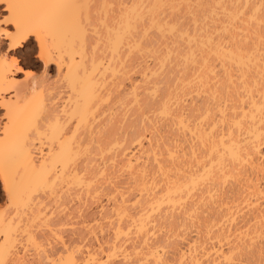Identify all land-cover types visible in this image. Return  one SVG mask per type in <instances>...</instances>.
<instances>
[{
    "label": "bare ground",
    "instance_id": "obj_1",
    "mask_svg": "<svg viewBox=\"0 0 264 264\" xmlns=\"http://www.w3.org/2000/svg\"><path fill=\"white\" fill-rule=\"evenodd\" d=\"M38 1H40V3H42L43 5H41L40 7H41V10H40V12L36 15V14H34V16L33 15H31V14H29V13H27V15L25 14V17L21 14V9H20V3L22 2V0H0V5H1V7H2V9H1V11H5V12H7V14H8V24L11 26V30H2V29H0V38H3V39H5L6 41H7V49L5 50L6 51V54L5 55H1V57H0V107H5L6 108V110L10 113V114H12V113H14V112H16V111H18V104L19 103H24V105L26 106L27 105V107L28 106H30L31 104V102H30V100H34L35 101V98H32V97H29V98H27V94H34L35 93V91H36V89H37V86H38V83H37V81L33 78L32 80H31V82L30 83H27V84H23L22 86L19 84L18 86H16L17 84H14L9 78H10V75L14 72V71H16V72H25L20 66H18L17 65V59H16V57L15 56H12V55H8L9 53H14L16 50H18V48L19 47H22L24 44H26L27 42H29V40H30V38H32L33 39V41L36 43V47L38 48V54H37V56H36V59L39 61V62H41L42 63V65H43V71L45 72V70L47 69V68H50V65H53L54 67H55V70L56 71H58L60 68H63V67H65L64 69H66V73H67V76H68V78H69V84H71V86H72V88L73 87H75L76 86V84L77 85H80V87H79V90H80V92H81V94H82V97H83V102L82 103H75L74 105H73V107H71V110L69 111V112H67V113H69V115H67L68 116V118L70 119V121H71V119H75V120H78V121H75V123H77L76 124V127L78 126V128L80 127V126H84L85 127V129H88V130H92L91 128L92 127H94V122H95V117H94V114L96 115V113H95V110L98 108V107H100V105L99 104H102V103H104V101H103V97L105 96V99L107 98H109V94L106 96V95H102L103 94V89H104V87H102L103 85H104V83L105 82H107L108 81V79L111 81V79L115 76L114 74H120V76L121 75H123L122 74V71L124 70V72L123 73H125L126 72V70H125V66L123 67V65L124 64H126V60H127V58H126V56L127 57H129L130 56V54H132V55H136V53L139 55V54H142L143 55V53H144V57L146 56V57H148V55H149V53L150 52H147L148 53V55H147V53H145L148 49H149V47H150V50L149 51H152L150 54L151 55H149V57H152L153 55L154 56H156L155 54H156V52H155V54L153 53V50L154 49H152L151 50V48H154V47H152L153 46V44H151V42L149 43L148 41H145L144 42V40H150V38H149V36H150V34L149 33H151L152 32V30H155V29H153V27L154 28H156L158 31H163V36L162 37H164V35L166 34V33H168V32H170L171 31V33H169V35H173V32L172 31H174V33H175V35L174 36H176V37H178V38H176V37H174V38H176V39H174L173 38V36L171 35V37L175 40V41H177V39H179L180 41H178L179 43L181 42V43H187L186 45H184V46H186L185 48H186V50L188 49V51H186V50H184L185 48H183V49H181V50H184L185 51V60L183 59L184 58V56H182L180 53H183V51L181 52L180 51V48H178L177 47V45H175L176 47H177V49L180 51V53L178 52V50H176L179 54H177V52L176 51H174V49H173V47H171V49H173V50H171L169 47H167L168 48V50H167V48H166V46H165V44L167 45V43H165L164 45H163V42H161L160 44L161 45H163V46H165V50L168 52L169 51V49L171 50V51H169L168 52V54L167 53H163V54H165V55H162V57H161V61L163 60L162 58H164V57H166L167 55L169 56V54L171 55V53H172V51H173V53L174 54H172V56H174L175 55V53H176V56H175V61L174 60H171V61H173V62H171L170 61V59L172 58H170V56L169 57H167L168 59H169V62H168V60H167V58H164V60H163V62L164 63H168V64H164L165 66H169V68H171V69H169V70H173V67H175L176 66V68H178L180 65L179 64H181V63H184L183 64V66L185 65V67H184V69H182L181 67H183L182 65H181V67H180V69L179 70H181L182 72H180V71H178V73H179V76H181L180 78H178V80L177 81H180V79L182 80V82H184L183 84H180V82H179V84H180V86H178V87H180V89H177V87H176V94L178 93V92H185V95H186V93L188 92V88H189V90L191 89V88H193V87H188V86H190L192 83L191 82H194V81H196V82H198V84L196 83H194L195 84V86L196 85H199L200 83L202 84V85H199V87H197V88H199V89H203L204 90V88L203 87H206V86H208L206 83H209V80H208V78L210 79L211 77H209V75H210V73L212 72L211 70H213V61H212V58H216V59H218L217 60V64H220L221 62L222 63H224V62H226L225 64H220L221 65V67H220V65H219V67L222 69V72L223 73H225V75H226V72L228 71V70H226V69H228L229 67L231 68L230 69V72L231 71H235L236 69H237V72H239L240 74H238V75H240V79H239V81L240 80H242V79H244L243 77H241V75L242 76H245V79L244 80H246V76H247V79H252V77L254 78V76H256L257 78H261L262 76L264 77V0H252V2H250V0H193V1H195V2H193V3H195V6L200 10V13H199V11L197 10V12H198V14H197V12L195 13L194 11H196V7L194 6V4L193 5H191V7H190V5H188L189 3H190V1H187V0H134V1H132V3H130L129 5H126V6H122V5H120L119 6V4H117V7L119 8V7H121V8H119L116 12L114 11L113 13H116V14H114V15H112V13L110 12V11H112V10H110V7H109V10H108V8H107V10H106V13L107 14H109V12L111 13V15H108L109 17L107 18V14H105L104 12H103V10H102V16L100 15V17L102 18L101 20H99L98 22H100L101 21V24L100 25H102V21H103V25H104V28L103 29H105V30H103L102 32H105L106 33V35L105 34H103V37L105 36V44H104V46H103V43H104V41L102 42V46L101 47H104V49L106 50L105 52L107 53V55H104V54H106L104 51H102L103 52V54H102V52H100L101 50H104V49H102L101 48V50L99 49V48H95L96 47V43H98V44H100L99 42H101L102 40H103V38H101L102 37V35L100 36V34H101V32H99L100 34H99V36L100 37H97L98 36V32L96 33V31L95 30H97L96 29V27H98V26H96L95 27V29H93L94 28V26H90L89 28H90V30L92 31V33L93 34H97L95 37V39H93V38H91V37H93V36H91L90 37V35H86V34H88L87 32H86V30H88V29H85L84 27H86V26H82L83 28H84V30H82L83 28L81 27L80 28V26L81 25H79V23H78V19H77V16H78V11H80V10H77V9H80V7H81V10L83 11V9L85 10V11H83L85 14L84 15H86V16H88L89 15V13L87 12V11H89L88 9H87V11H86V8L88 7V0H38ZM102 1V0H101ZM125 1H128V0H125ZM192 1V0H191ZM105 3H103V1L101 2L102 3V6H103V4H107L106 3V1H104ZM185 2V3H184ZM187 2H189V3H187ZM40 3H39V5H40ZM111 3V2H110ZM110 3H108V4H110ZM183 4V5H180V4ZM100 4V3H99ZM112 4V3H111ZM185 4V5H184ZM190 4H192V2L190 3ZM101 5V4H100ZM99 5V6H100ZM113 5H115L114 3H113ZM165 5H169V9L171 10V11H173V13H177V14H179V12H180V10H182L181 8H182V6H184L185 7V10H186V12L185 13H187V16H189V14H190V12H192V10L190 11L189 10V7H190V9H192V7H193V9H194V11H193V13H194V16H195V14L197 15L196 17H194L193 15H192V17H194V18H199L201 15H203L204 13H207V15H205V17L206 16H208V17H204V18H201L200 17V19H203V20H205V19H207V18H209V15L208 14H210V15H212V16H214V18L216 17V19L217 18H219L220 16L222 17V15H223V20H222V18L220 19V20H216V19H214L213 20V17H211V18H209L208 19V21L209 22H213V23H215V20H216V24L218 23L217 21H221L222 20V22H220V23H218V24H220V28L221 29H223V30H225L226 32H225V35H227L226 37L228 38V36L229 35H231V36H233L232 34H231V32H228V34H227V31H230V30H234L235 28L237 29H240V27H243L245 30L247 29V32H251V31H253L252 33H254V36H253V38H251V40H254V41H251L250 40V38L248 39V37L246 36V37H242V35H240L242 38H244V39H242L243 41H241V38H239L238 40H239V42H231L232 40H235V41H238L237 40V38L239 37H237V35H239V34H234V35H236L235 37V39H234V37H232V38H230L231 36H229V38L231 39V41L228 39H225V35L223 34V32L224 31H222V32H220V34H219V36H215V38H213L214 37V33L215 32H217L215 35H217L218 34V31H216V30H218V29H216L215 30V28L213 29V28H211V29H213V30H215L214 32H213V30L211 31V29H210V31L208 32V29L206 30L205 28L206 27H203L202 28V26L199 28V26H197L196 28H199L198 30H199V32H203V33H201V34H198V32L196 33V34H194V32L195 31H197L196 29H195V31H194V27L193 26H196V25H194L195 24V19H194V23H193V25H191L192 26V33H193V35L192 34H189V33H191L190 31H188L189 29H187V30H183V25L182 24H180L182 27H180V25H179V27L177 28L176 26H177V22H179L180 20H176V21H174L175 23H176V25H175V23L173 24V26L175 25V27L176 28H174V27H171L172 26V23L170 22V25H169V22L167 21L168 19L167 18H165V17H168V16H163L164 18H162V21L160 22V19H158V16H159V14H160V12H161V10H162V8L165 6ZM102 6H101V8H102ZM110 6V5H109ZM178 6H181L180 8L178 7ZM116 7V8H117ZM177 7V8H176ZM100 8V9H101ZM112 8H113V6H112ZM176 8V9H175ZM179 8V9H178ZM179 11H178V10ZM97 10V9H96ZM116 10V9H115ZM169 10V11H170ZM174 10H177V11H175L174 12ZM167 11V10H166ZM170 11V12H171ZM182 11H184V9L182 10ZM188 11H189V14H188ZM168 12V11H167ZM175 13V14H176ZM28 14H29V16H28ZM104 14V15H103ZM181 14V13H180ZM182 14H184V12L182 13ZM181 14V15H182ZM200 14V16H198ZM219 14H222V15H220L219 16ZM79 16H80V13H79ZM103 16H106V17H104V19H103ZM111 16V17H110ZM161 16V15H160ZM159 16V17H160ZM185 16V15H184ZM217 16H219V17H217ZM82 17V16H81ZM99 17V18H100ZM189 17H191V15L189 16ZM203 17V16H202ZM168 18H170L171 20L172 19H174V18H171V17H168ZM90 19V18H89ZM164 19V20H163ZM166 20V21H165ZM171 20H169V21H171ZM175 20V19H174ZM80 21H81V19H80ZM205 21H207V20H205ZM207 21V22H208ZM96 22V21H95ZM164 22H166V23H164ZM168 22V23H167ZM251 22L253 23V25H251V27H250V25L249 24H251ZM180 23V22H179ZM184 23V22H183ZM187 23V22H186ZM245 23H247V24H245ZM90 24H91V22H90ZM166 24H168V25H166ZM192 24V23H191ZM245 24V25H244ZM93 25V24H92ZM99 25V24H98ZM102 25V26H103ZM247 25H249V26H247ZM170 26V27H169ZM189 26V25H188ZM246 26H247V28H246ZM253 26H254V28H253ZM93 27V28H92ZM149 27V28H148ZM151 27V28H150ZM86 28H88V27H86ZM92 28V29H91ZM148 28V29H147ZM203 29V31H202V29ZM208 28V27H207ZM99 29H101V26L99 27ZM152 29V30H151ZM185 29V28H184ZM205 29V30H204ZM149 30V33L147 32ZM167 30V31H166ZM168 30H170V31H168ZM240 30H242V28L240 29ZM245 30H243V31H245ZM248 30H251V31H248ZM151 31V32H150ZM166 31V32H165ZM187 31L189 32V33H187ZM205 31L206 32H208V33H210V32H212L211 34L213 35V37H212V35L211 34H208V33H205ZM147 32V33H146ZM164 32H165V34H164ZM91 33V32H90ZM156 33V32H155ZM79 35L78 37L79 38H81V39H79L80 40V44H78V45H80V47H78V46H76V48H74V47H72V46H74L75 44H74V42L72 41L73 40V38H76L75 37V35ZM145 34H146V36H148L147 34H149V36H148V38L147 37H144L145 36ZM2 35V36H1ZM152 35V34H151ZM220 35L221 36H223L222 38L220 37ZM167 36H168V34H167ZM183 36H185L186 37V39L183 37ZM144 38V40L142 41V39ZM154 37V36H153ZM166 37V36H165ZM169 37V36H168ZM217 37V38H216ZM100 38V39H99ZM167 38V37H166ZM171 38V41H169L170 42V44H169V42H168V45H170L171 46V44H173L172 43V41H174L173 39ZM184 38V39H183ZM226 40V43H229V45H223V40L224 39ZM248 40H250L251 42H252V44L251 43H247V39ZM97 39V40H96ZM99 39V40H98ZM102 39V40H101ZM161 39V38H160ZM164 39V38H163ZM223 39V40H222ZM75 41L77 40V39H74ZM101 40V41H100ZM170 40V39H169ZM186 42H185V41ZM223 42H222V41ZM247 40V41H246ZM78 41V40H77ZM97 41V42H96ZM99 41V42H98ZM184 41V42H183ZM227 41H229V42H227ZM73 42V43H72ZM143 42L144 43H146V42H148V45H147V43H146V46H147V48H146V46H145V44H143ZM165 42H166V40H165ZM178 42H175V44H178L179 45V43ZM78 43H79V41H78ZM152 43H153V41H152ZM180 43V47H181V44ZM226 43H224V44H226ZM74 44V45H73ZM149 44H151V46L149 45ZM156 44V43H155ZM158 44H159V42H158ZM157 45V44H156ZM174 45V44H173ZM172 45V46H173ZM149 46V47H148ZM174 46V47H175ZM184 46H182V47H184ZM77 47H78V52H79V49H80V53H78L79 55H78V60L77 61H80L81 62V70H80V72L79 73H77L78 71L76 70V69H78L80 66L78 65L79 64V62H76V61H74L75 59H74V54H75V52H74V49H77ZM98 47V46H97ZM156 47V46H155ZM159 47H161V46H159L158 45V49H159ZM175 47V48H176ZM181 47V48H182ZM188 47V48H187ZM96 49H99V50H96ZM160 50V49H159ZM159 50H156V51H159ZM77 51V50H76ZM95 51H99V52H97V53H95ZM132 51V53H130ZM133 51L135 52L136 51V53H134L133 54ZM155 51V50H154ZM164 51V50H163ZM166 51H164V52H166ZM195 51H197L199 54H196V56L197 55H199V56H197V57H199V58H201V60H199L198 58H195L196 56H194L195 55ZM160 52V51H159ZM159 52H157V54L159 53ZM77 53V52H76ZM99 53V54H98ZM130 53V54H129ZM86 54H90V55H88L89 56V60H87V58H85V57H88V56H86ZM95 54H97V55H100L99 57H97V56H95ZM102 54V55H101ZM129 54V55H128ZM146 54V55H145ZM64 55H66V56H68L67 57V61L65 62V59H63V57H64ZM182 56V57H178V56ZM153 56V57H154ZM164 56V57H163ZM211 56H213V57H211ZM100 57H103L102 59L100 58ZM104 57H106V59L104 58ZM131 57V56H130ZM129 57V58H130ZM139 57H141V55L139 56ZM144 57H142V58H144ZM152 57V58H153ZM210 57V58H209ZM126 58V59H125ZM128 58V59H129ZM134 58V57H133ZM151 58V59H152ZM176 58H179L180 59V61L178 60H176ZM215 58L213 59L214 61H215ZM10 59V60H9ZM84 59H86V61H88L87 63H84V62H86ZM103 59H105V61L103 60ZM157 63H159V65L158 66H160L161 67V62H159V57L157 56ZM172 59H174V57L172 58ZM187 59V60H186ZM199 60V61H201L200 63H198L199 61H195V60ZM130 60V59H129ZM131 60H133L132 58H131ZM135 60V59H134ZM133 60V61H134ZM143 60V59H142ZM142 60H140V62H142ZM182 60V61H181ZM184 60V61H183ZM211 60V62H210V64L209 65H211V63L213 64V65H211L212 67H209V65H208V62ZM128 61V60H127ZM132 61V62H133ZM144 61V60H143ZM180 62L178 65H177V62ZM188 61V62H187ZM191 63H190V62ZM74 62H76L77 63V65L78 66H76V63H74ZM125 62V63H124ZM171 62V63H170ZM185 62H187V63H185ZM195 64H194V63ZM219 62V63H218ZM128 63V62H127ZM156 63V62H155ZM173 63V64H172ZM175 63H176V65H175ZM189 63V64H188ZM215 63V62H214ZM130 64V63H129ZM140 64V63H139ZM145 64V63H144ZM154 64V63H153ZM186 64H188V65H190V66H188L187 68V71H189V69H192V67L193 66H196V67H194L192 70H190V72H188V74L186 73V71H184L183 72V70H186L185 68H186ZM198 64H201V67H202V69H204V74H202L201 75V73L199 72V69L201 68L200 67V65H199V67H197V65ZM228 65V68L225 66L224 68H226L225 70H226V72H224L223 70V65ZM148 65V64H147ZM163 65V66H164ZM171 65L173 66V67H171ZM175 65V66H174ZM193 65V66H192ZM203 65V66H202ZM232 65H233V68H234V65H235V68H234V70L232 69ZM154 65H152L151 67H153ZM130 67V66H129ZM140 67V66H139ZM144 67H146V65L144 66ZM150 67V66H149ZM159 67V68H160ZM204 67V68H203ZM140 68H142V69H140L139 70V72L140 71H143L141 74H140V76H143V79H144V81L146 82V80H148L149 78H147L146 76H147V74L146 73H144V72H146L147 71V68L145 69L146 71H144V68H143V64H142V67H140ZM159 68H158V70H159ZM176 68H174V71L175 70H177ZM197 68H199V69H197ZM212 68V69H211ZM80 69V68H79ZM123 69V70H122ZM127 69V68H126ZM130 69H132V68H130ZM134 69V68H133ZM149 69H151V68H149ZM148 69V71H149V73H148V76H150L152 73H154L155 74V68L153 69L154 71L152 72V69L151 70H149ZM157 69V68H156ZM162 69V68H161ZM161 69H160V71H161ZM195 69H197L196 71H195ZM211 69V70H210ZM166 70V69H165ZM168 70V71H169ZM206 70V71H205ZM133 71V70H132ZM131 71V72H132ZM147 71V72H148ZM160 71H158V72H160ZM166 72V73H169V72ZM195 72V73H197L198 74V72H199V75H201V78L199 77V78H197L196 77V80H194L193 81V78H195V76L197 75V74H193V73H191V72ZM127 72H130V71H127ZM130 72V73H131ZM157 72V71H156ZM162 72V71H161ZM171 72H173V71H171ZM170 72V73H171ZM176 72V71H175ZM206 72V73H205ZM209 73V75H206L205 76V74H208ZM213 72H214V70H213ZM233 72H231L230 73V76H231V74H233ZM109 73V74H108ZM130 73H128L127 75H128V77H129V74ZM151 73V74H150ZM184 73V75H185V73L187 74V77L188 78H184L183 76H182V74ZM189 73H191V74H193L192 76L189 74ZM254 73H256L257 75H255ZM108 74V75H107ZM126 74V73H125ZM132 74V73H131ZM145 74V75H144ZM150 74V75H149ZM157 74V73H156ZM160 74V73H159ZM164 74V73H163ZM162 74V75H163ZM172 74V73H171ZM215 74V73H214ZM237 73H235V75H236ZM247 74H249V76L247 75ZM259 74H261V76H259ZM105 75H107L106 77H104ZM110 75V76H109ZM126 75V76H127ZM153 75V74H152ZM151 75V76H152ZM175 75V74H174ZM173 75V76H174ZM188 75H190V76H188ZM252 75V77H250ZM254 75V76H253ZM113 76V77H112ZM125 76V75H124ZM124 76H122L123 78H124ZM139 76V77H140ZM146 78H145V77ZM173 76H171V77H173ZM176 76V75H175ZM174 76V77H175ZM207 76H208V78H207ZM212 76V75H211ZM259 76V77H258ZM109 77H111V79L109 78ZM185 79V80H183V78ZM191 77H192V79H191ZM206 77V78H205ZM227 77H228V75H227ZM235 77V76H234ZM249 77V78H248ZM262 77V78H263ZM115 78V77H114ZM119 78V77H118ZM161 78V77H160ZM176 78V77H175ZM235 78H237V77H235ZM257 78H254V79H252V80H250L251 82L253 81H255ZM259 78V80H260V84H259V80H257L256 82H254V83H252V90L251 89H249V85H251V83L248 85V86H246V85H244V84H242L241 83V85H242V89L244 88L243 86H245V87H248V88H245V89H248V91L250 92H253V91H255V89H256V86H257V84H258V86L257 87H259V89L257 88V90L256 91H258V92H255V93H257V95H258V97H259V99L258 100H256L254 97L256 96L257 97V95H255L254 97L250 94V93H248L247 92V97L246 96H244V97H246V98H248V99H245L244 98V101L245 100H247V103H246V101H245V103L247 104H245V103H243L244 101H243V98L241 99L239 96V99L241 100V101H243V102H241V103H243V104H245L246 105V109L244 108V106H240L241 108H239L238 107V104H237V106H236V104L235 103H233V104H235V106H236V108L238 107L239 109V111H240V113L238 114L237 112H239L236 108H235V106L233 107V104H232V102L231 103H229V104H232V108L230 109V112H231V114H233V112L236 114V115H238L239 117H235V118H232V119H229V121L228 122H226V120L228 119V118H222L221 116H220V120L218 121V122H221L220 123V126L222 127V125H223V127L224 126H227L226 128H224V129H226L225 131H224V129H219V128H217L218 126V123L216 124L215 123V120L213 121L212 120V122H210L209 124H208V126L207 127H205L204 125V127L205 128H201V126H200V124H199V126L200 127H198V125H196L195 126V124H194V126H192L193 125V123H189V116L187 117L186 115H185V117L183 118V117H181V115H179L178 113H177V111L176 112H170L171 111V109H170V107H174V105H171L170 106V104L168 105V103L172 100V103L173 104H178L179 103V101L185 96V95H183V97H181L182 96V94L183 93H179L180 94V97H179V95L178 96H174V88H172L173 86H174V84H170V85H172V89L171 90H173V91H171V92H169V96L167 95L168 93H166V95L168 96V98H167V96H166V100L165 101H163V103H161V105L160 104H157V105H160V106H162L161 107V113H162V115H165L166 116V114H167V116H169L170 117V119L173 121L172 123H174L175 122V125H176V129L175 130H177L178 128H179V131H178V133L179 132H181L182 134H184V135H186V136H191L192 137V139L195 137V139H197L198 140V142H199V144L201 145V146H203L204 148H205V150L201 153V151H199L200 153H201V155H199V156H196V154L198 155V153H196L195 154V151H193L192 149H194L193 147H191L190 149L191 150H189V152L191 151V154H187V155H191V156H193L194 157V162L192 163V162H190L192 165H190V166H187V167H185V164L186 163H184V162H182V163H184V166L182 165H180L181 167H177V168H175L176 167V165H175V159L173 160L174 162V164H173V166H175V167H173L172 166V168H174V169H176L175 171H177V173H179L178 171H181V176H180V178H178V179H176L175 180V178L176 177H178V176H176L175 178H173V177H171V178H173L174 180H172L170 177H169V175L168 174H166L165 173V175H168V180H166V181H168L167 183H166V185L164 186V183H163V186H164V188H162V190H161V192H159V194H157V195H154V196H152L151 194H149V195H151L150 197V199H148V200H146L145 202H144V204L145 205H147V210H144L145 208L144 207H146V206H142V202H141V206H140V204H139V206L140 207H142L141 209H142V211H141V209H139L140 210V212L139 211H137V212H135V218H133L132 219V212L130 213L131 215V224H130V222L129 223H127V225H129L130 224V226H127V227H122V224L121 225H119L120 224V221L119 220H121L120 218H117L118 216H119V212H120V210H121V208L119 207V205H118V203L117 204H115L116 205V207L115 208H117V207H119V212H118V210H117V212H116V214H115V211L113 210V212H114V214H115V216H117V214H118V216L117 217H115L114 218V215H113V218L114 219H117V226H115V228L116 229H114L115 230V232L116 233H113V234H116V236L115 235H113L114 236V240H118L117 238L119 237H121L122 235H123V238H124V235H126V234H128L129 232H130V230H134L135 232V235L137 236V238L139 237L140 238V240L141 241H145V242H147V237H149V235H150V237H152V235L154 236V231H153V233L151 232V229H153V227L152 226H154L155 224H154V221H156V220H150V216H151V214H155L157 211H159V210H161L162 208V210L161 211H163V212H165V213H161V215L162 214H164V215H166V213H168V212H170L169 214H173L174 213V211L176 210L175 208H176V206L177 205H182L183 206V213H182V211L180 212V215L182 214L183 215V217H181V218H189V220H187V222L188 221H190L192 218H191V216H193L192 215V213L194 212V209L193 208H195V206H196V203H195V206L193 207L192 206V201H193V198L192 197H194V199H198L199 198V196H201L202 194H205V192H210V190L212 189V188H214V186L216 185V187H217V184H216V182H218V181H220L221 179L222 180H224L225 178H223V177H227V176H229V175H226L225 173H227V174H229L230 173V175H233L234 173H235V175H239V173H236V172H234V173H232V171H230L228 168H227V165H230V163L231 162H233V163H231V165L230 166H235V164H234V162H236V161H238V162H236V164L237 163H239V161H246V162H248L249 164H250V170H253V171H255L254 173H260V175H261V181L263 182V186H264V165L262 166L261 165V167L260 166H257V164L255 165V163H254V158L256 157V156H260L261 154H262V150L264 149V79H260ZM120 79V81L122 80V78H119ZM141 79H142V77H141ZM158 79V78H157ZM165 79H168V78H165ZM173 79L174 78H172V82H173ZM201 79V80H200ZM206 79L208 80V82L206 81ZM232 79V78H231ZM234 79V78H233ZM114 80V79H113ZM116 80V79H115ZM118 80V79H117ZM153 80V79H152ZM155 80V79H154ZM171 80V79H170ZM192 80V81H191ZM199 80H200V83H199ZM203 80V81H202ZM205 80V81H204ZM225 80V79H224ZM243 80V83L245 82ZM262 80V81H261ZM119 81V82H120ZM124 81V80H123ZM132 81V80H131ZM143 81V80H142ZM141 81V82H142ZM156 81V80H155ZM158 81V80H157ZM202 81V82H201ZM211 81V80H210ZM227 81L229 82V79H227ZM236 81V80H235ZM238 81V80H237ZM236 81V82H237ZM113 82V81H112ZM116 82H118V81H116ZM118 82V83H119ZM150 82H152V81H150ZM159 82V81H158ZM169 82V81H168ZM181 82V83H182ZM187 82V83H186ZM205 82V83H204ZM241 82V81H240ZM240 82H238V83H240ZM109 83V82H108ZM111 83V82H110ZM114 83H115V81H114ZM117 83V84H118ZM123 83V82H122ZM131 84L133 83V82H130ZM136 83H138V82H136ZM144 83V82H143ZM164 83V82H163ZM174 83V82H173ZM188 83L190 84V85H188ZM257 83V84H256ZM112 84V83H111ZM116 84V83H115ZM138 84H142V83H138ZM154 84V83H153ZM194 84H192L193 86H194ZM206 84V85H205ZM233 84V83H232ZM237 84V83H236ZM246 84V83H245ZM253 84H255L256 86H255V88L253 87L254 85ZM119 85V84H118ZM120 85H121V82H120ZM134 85V84H133ZM142 85H144L145 86V84H142ZM176 85V84H175ZM181 85H182V87L184 88V86L186 85L187 86V88H186V90H185V88L183 89L182 87H181ZM191 85V86H192ZM203 85H205V86H203ZM210 85V84H209ZM212 85H213V83H212ZM217 85V84H216ZM215 85V86H216ZM227 85H229V84H227ZM235 85V84H234ZM260 85H262L261 86V88H260ZM135 86V87H134ZM133 87L131 86L130 87V89H132V90H130V92L129 93H125V92H123V97L122 96H120V94H119V96H120V98L122 97L123 99H127V102H128V100L129 101H131V99H132V101H131V103L133 102V105H135L136 103H138V102H140L141 100H139L138 98L140 97V96H138L137 97V94H136V90H138L139 88V86L137 85H134ZM150 86V85H149ZM185 86V87H186ZM215 86H213L214 88H215ZM220 86V85H219ZM238 86H239V84H238ZM16 87H18V88H16ZM19 87H21V88H19ZM129 87V86H128ZM138 89H137V88ZM143 87V86H142ZM142 87H140V88H142ZM154 87H155V89H157V87L158 86H155L154 85ZM168 87H170V86H168ZM175 87V86H174ZM209 87V86H208ZM208 87H207V89H208ZM224 87V86H223ZM237 87V86H236ZM76 88V87H75ZM101 88H102V90H101ZM135 88H136V90H135ZM150 88V87H149ZM181 88H182V90H181ZM209 88H211V87H209ZM222 88V87H221ZM253 88H254V90H253ZM106 89V88H105ZM145 89V88H144ZM143 89V90H144ZM151 91L150 92H152L154 95H155V93H154V90H153V87H151ZM165 89H166V87H165ZM196 89V88H195ZM198 89V90H199ZM206 89V88H205ZM220 89V88H219ZM223 89H225V87L223 88ZM240 89V88H239ZM142 90V91H143ZM145 90H147V89H145ZM192 90H194V88L192 89ZM189 91V93H191V92H194V91ZM197 90V89H196ZM202 90V91H203ZM218 90V89H217ZM221 91H222V89H220ZM234 90H235V88H234ZM233 90V91H234ZM237 90V89H236ZM105 91H107V90H105ZM114 90H112V92H113ZM116 91V90H115ZM115 91L113 92V94L115 93ZM139 91V90H138ZM164 91V90H163ZM170 91V90H169ZM206 91V90H205ZM215 91H216V89H215ZM228 91V90H227ZM232 91V90H231ZM240 91H241V89H240ZM117 92V91H116ZM121 92V91H120ZM144 92V91H143ZM145 92H148V93H150L148 90L147 91H145ZM172 92H174L173 94H172ZM197 92V91H196ZM209 93H210V90L208 91ZM208 92H207V94H208ZM236 92V91H235ZM110 93H111V91H110ZM163 93V92H162ZM189 93H187L188 94V96H189ZM205 93V92H204ZM216 93H218V92H216ZM224 93H225V91H224ZM228 93H229V91H228ZM239 93V92H238ZM244 93V92H243ZM6 94L8 95V96H10V94H11V98L10 97H7L6 98ZM31 94V95H32ZM132 97H130L129 95ZM172 94V95H171ZM211 94V96H212V93H210ZM234 94V93H233ZM252 94H254V92L252 93ZM30 95V96H31ZM163 95H165V94H163ZM218 95H220V94H218ZM226 95V94H225ZM236 95H238V94H236ZM250 95V97H248ZM33 96V95H32ZM114 96V95H113ZM125 96H127L126 98H124ZM187 96V97H188ZM234 96V95H233ZM165 97V96H164ZM186 97V96H185ZM184 97V99L186 100V98ZM228 97V96H227ZM237 97V96H236ZM242 97V96H241ZM257 97V98H258ZM32 98V99H31ZM103 98V99H102ZM117 98H119V97H117ZM211 98V97H210ZM123 99H119L118 101H117V99H115V101H117V104H118V102H122V100ZM142 99V98H141ZM144 99H145V97H144ZM183 99V100H184ZM218 99V98H217ZM43 99H41V101H42ZM114 100V99H113ZM139 100V101H138ZM151 100V99H150ZM182 100V101H183ZM184 100V101H185ZM212 100H213V98H212ZM44 101V100H43ZM103 101V102H102ZM154 101V100H153ZM183 101V102H184ZM249 101V102H248ZM79 102V101H78ZM101 102V103H100ZM107 102V101H106ZM123 102H125L126 104H127V102L124 100ZM158 102V101H157ZM157 102H155V103H157ZM28 103V104H27ZM41 103H44V102H41ZM130 103V102H129ZM130 103V104H131ZM159 103V102H158ZM212 103V102H211ZM130 104L128 105V106H130ZM144 103H142L141 104V106L143 105ZM213 104V103H212ZM120 105V104H119ZM118 105V106H119ZM125 105V104H124ZM132 105V104H131ZM138 105V104H137ZM156 105V106H157ZM207 105V104H206ZM121 106H122V104H121ZM120 106V107H121ZM127 106V105H126ZM139 106V105H138ZM154 106V105H153ZM155 106V107H156ZM170 106V107H169ZM209 106V105H208ZM218 106V105H217ZM136 107V106H135ZM148 107V106H147ZM149 107H150V105H149ZM175 107H177L178 108V106H176L175 105ZM174 107V108H175ZM181 107V106H180ZM212 107H214L213 105H212ZM39 108H40V111H41V114L43 115L41 118H40V122H39V119H36V118H28L27 120H26V122H25V120H24V123H25V127H24V129L26 130L27 129V131L29 132V133H26V134H28V135H25V134H23V136H21L20 134H19V136L16 134L17 132H18V130H21V127L20 126H22V123H23V119H21V120H17V121H15L14 119H13V121H11L10 122V124L12 125V133H11V135L9 134L8 136H6L5 135V140L4 139H0V182H1V184H2V189H4V192H5V194H7V196L10 198V200H11V202H12V205H13V207H14V212H12L11 214H12V216L11 217H9L8 215H7V213L5 212V213H0V264H17V262H19L18 261V257L17 256H15V255H17V253H15V235H16V233H17V230H19L20 229V225H21V221H22V217H23V215H24V211L26 210V209H28V210H31V209H34L35 211H33V213H32V211H28L30 214H32L31 216H30V218L31 217H33L32 218V220L33 219H40V215L42 214L43 215V212L42 213H40V210L38 211L37 210V208H39V207H41V205H39L40 203H39V201L37 202L38 203V205H36V202H34L35 203V205H34V203H32L33 202V200H32V198H31V194L33 193V192H38L39 190L40 191H50V193L52 192V190L54 191V185L56 184L55 182H57L56 180L57 179H59V178H62L63 176H64V174H66L65 172V170H67V168L66 167H68L67 165H69L68 163H69V161L70 162H72L73 161V159L74 158H76L77 157V155H78V152H80V148H79V146L77 145L78 143H76L75 144V142L73 141V138L74 137H72L71 136V138H70V136H65L64 135V132H65V128H64V125L63 124H61L60 122H59V118H57V116L56 115H53V113H54V111L49 107V108H47V105L46 104H39ZM146 108V107H145ZM182 108V107H181ZM184 108V107H183ZM208 108V107H207ZM218 108V111H220V107H217ZM224 108V107H223ZM228 107H226V109H227ZM127 110H128V108H126ZM143 109H144V107H143ZM147 110H148V108H146ZM150 109H152V108H150ZM234 109H235V111H234ZM241 109V110H240ZM136 110V109H135ZM154 110H155V108H154ZM158 110H159V108H158ZM159 110V111H160ZM176 110H178V109H176ZM185 109H183V111H184ZM193 110V109H192ZM152 111V110H151ZM151 111H150V114H147V116L148 115H152L151 114ZM157 111V110H156ZM175 111V110H174ZM187 111V110H186ZM189 111H190V109H189ZM224 110H222V112H223ZM237 111V112H236ZM128 112V111H127ZM136 112H137V110H136ZM139 112V111H138ZM143 112H145L144 110H143ZM148 112V111H147ZM180 112V111H179ZM182 112V111H181ZM198 112V111H197ZM200 112V111H199ZM225 112V111H224ZM22 113V112H21ZM94 113V114H93ZM157 113V116L160 114L158 111L156 112ZM159 113V114H158ZM164 113V114H163ZM166 113V114H165ZM196 113V112H195ZM203 113V112H202ZM17 114V113H16ZM142 114V113H141ZM140 114V115H141ZM145 114V115H146ZM181 114V113H180ZM189 114V113H188ZM201 114V113H200ZM207 114V113H206ZM204 115L203 114V116H207V115ZM27 115H31L30 113L29 114H27ZM66 115V114H65ZM92 115H93V123H92V120L89 118V117H91L92 118ZM99 115V114H98ZM145 115L143 116L144 118H145ZM162 115H160V117L162 116ZM192 115V114H191ZM198 115V114H197ZM32 116V115H31ZM66 116V117H67ZM154 116V115H153ZM153 116H152V118H153ZM184 116V115H183ZM210 116V115H209ZM138 117V116H137ZM159 117V118H160ZM164 117V116H163ZM192 117H193V115H192ZM191 117V118H192ZM195 117V116H194ZM205 117H203L201 120H203ZM208 117V116H207ZM90 120H89V119ZM97 118H99V116L97 117ZM167 118V117H166ZM187 118V119H186ZM199 118V117H198ZM219 118V117H218ZM68 119V120H69ZM139 119V118H138ZM140 119H142V118H140ZM139 119V121H141ZM150 119V118H149ZM154 119V118H153ZM161 119V118H160ZM163 119V118H162ZM206 119V118H205ZM170 120V121H171ZM200 120V121H201ZM217 120V119H216ZM224 120H225V122H224ZM155 121V120H154ZM166 121V120H165ZM198 121V120H197ZM205 121H207V120H205ZM222 121L226 124H224V123H222ZM147 122V121H146ZM149 122V121H148ZM161 122V121H160ZM193 122V121H192ZM195 122H196V119H195ZM202 122V121H201ZM26 123H27V125H26ZM40 123V124H39ZM96 123V122H95ZM142 123V122H141ZM171 123V122H170ZM170 123H168V124H170ZM198 123V122H197ZM203 123V122H202ZM208 123V122H207ZM69 124V123H68ZM92 124V125H91ZM151 124V123H150ZM153 124V123H152ZM163 124V123H162ZM10 125V126H11ZM18 125V126H17ZM154 125V124H153ZM174 125V126H175ZM202 125V124H201ZM27 126V127H26ZM75 126V125H74ZM92 126V127H91ZM148 126H149V123H148ZM173 126V127H174ZM18 127H20V129H18ZM83 127V128H84ZM144 127V126H143ZM150 127H153V126H150ZM169 127H171V126H169ZM168 127V128H169ZM149 128V127H148ZM154 128V127H153ZM23 129V128H22ZM146 129H147V126H146ZM14 130V131H13ZM24 130V131H25ZM149 130V129H148ZM155 130V129H154ZM176 131V132H177ZM141 132H142V130H141ZM234 132H236L235 133V135L236 134H241L240 136L241 137H243L242 138V140L241 141H239V140H237L238 139V136L239 135H236V137L234 136ZM15 133V134H14ZM19 133H24V132H19ZM137 133V132H136ZM29 134H31L32 135V137L34 138V139H36V140H38V141H40V140H44V142L45 143H47V144H49L48 146H50L49 147V150H48V155H47V157L45 158V160H43V161H41V163L40 164H35V162H34V160H33V154H32V140H30L29 139ZM72 133H70V135H71ZM80 134V133H79ZM146 134V133H145ZM149 134V133H148ZM151 134V133H150ZM163 134V133H162ZM174 134V133H173ZM181 134V135H182ZM243 134H244V136H243ZM14 135H16L17 137H14ZM25 135V136H24ZM67 135V134H66ZM180 135V134H179ZM179 135L178 136H176V137H179ZM182 136V142H183V138L185 137L186 138V136ZM11 136L13 137V138H11ZM65 136V137H64ZM175 136V135H174ZM194 136V137H193ZM240 136H239V138H240ZM246 136V137H245ZM175 137V138H176ZM191 137H189V139L191 138ZM166 138V137H165ZM144 139H145V137H144ZM143 139V135L140 133V134H136L133 138H132V142L134 143V145L135 146H137V147H140L141 145H142V140H144ZM148 139V138H147ZM146 139V141H148ZM160 139V138H159ZM167 139V138H166ZM171 139V138H170ZM174 139V138H173ZM195 139H193V140H195ZM13 141V142H11V141ZM75 140V139H74ZM79 140H81V139H79ZM79 140H77V141H79ZM188 140V139H187ZM191 140V139H190ZM7 141V142H6ZM129 141V140H128ZM155 141H156V139H155ZM166 141H168V140H166ZM178 141H180V139L178 140ZM186 141V140H185ZM8 142H10V143H13V144H10V143H8ZM164 142V141H163ZM182 142H180V143H182ZM194 142V141H193ZM197 142V141H196ZM197 142V143H198ZM81 143V142H80ZM148 143V142H147ZM157 143V142H156ZM169 143V142H168ZM174 142H172V144H173ZM179 143V144H180ZM188 143V142H187ZM196 143V144H197ZM8 144V145H7ZM73 144L74 145H77V146H73ZM160 144H162L163 145V143H160ZM165 144H167V143H165ZM171 144V143H170ZM185 144V143H184ZM193 144V143H192ZM196 144H194V145H196ZM10 145V146H9ZM80 145V144H79ZM118 145V144H117ZM178 145V144H177ZM182 145V144H181ZM9 146V147H8ZM53 146V147H52ZM158 146H159V144H158ZM171 146V145H170ZM175 146H176V143H175ZM180 146V145H179ZM178 146V147H179ZM187 146V145H186ZM188 146H189V144H188ZM197 146V145H196ZM124 147V146H123ZM160 147V146H159ZM174 147V146H173ZM190 147V146H189ZM197 147H199V146H197ZM84 148V147H83ZM86 148V147H85ZM84 148V149H85ZM163 148H165V149H167L166 147H164L163 146ZM177 148V147H176ZM171 149V148H170ZM169 149V147H168V150H166V156L168 157V158H170L169 160H171V158L173 157V155H174V152L175 151H173L174 149H171L170 150ZM179 149H180V147H179ZM86 150V149H85ZM129 150V149H128ZM143 150V149H142ZM183 150V149H182ZM187 150V151H188ZM202 150V149H201ZM10 151H11V155H10ZM120 151V150H119ZM125 151H126V149H125ZM134 151V150H133ZM148 151V150H147ZM178 151V150H177ZM176 151V152H177ZM180 151V150H179ZM81 152H83L82 150H81ZM80 152V153H81ZM121 152V151H120ZM124 152V151H123ZM123 152H122V154L120 155V156H122V155H124L123 154ZM127 152V151H126ZM136 152V151H135ZM85 153V152H84ZM140 154H141V152H139ZM142 153H143V151H142ZM147 153H149V152H147ZM150 153H152L151 155H154V158L153 157H151V158H153V162L152 163H154V162H156L154 159H155V155H156V153L155 154H153V152H150ZM181 153H183V151L181 152ZM187 153V152H186ZM133 154V153H132ZM145 154V153H144ZM129 155V154H128ZM134 155V154H133ZM143 155V154H142ZM148 155V154H147ZM135 156V155H134ZM139 156V155H138ZM264 156V155H263ZM122 157H124V156H122ZM159 157V156H158ZM162 157V156H161ZM160 157V158H161ZM164 157V156H163ZM166 157V158H167ZM226 157L228 158V161H231V162H228L227 163V161H226ZM124 158H126V160H122V163H124V166H126V167H128V170L130 169L129 167H131L132 165H136L137 164V162H138V159H137V157L135 158V157H133V156H130V157H124ZM146 158V157H145ZM148 158V157H147ZM165 158V159H166ZM204 158H208V161H209V163H208V165L207 166H205V165H202V166H200V162L204 159ZM260 158V157H259ZM164 159V158H163ZM262 161H264L262 158H260ZM141 160V159H140ZM146 160V159H145ZM152 160V159H151ZM157 160V159H156ZM158 160H160V159H158ZM177 160H178V158H177ZM179 160H180V158H179ZM179 160H178V163H179ZM184 160V159H183ZM182 160V161H183ZM121 161V160H120ZM137 161V162H136ZM161 161V160H160ZM172 161V160H171ZM181 161V160H180ZM185 161V160H184ZM143 162V161H142ZM187 162V161H186ZM146 163V162H145ZM148 163V162H147ZM157 163V162H156ZM158 163H160L159 161H158ZM157 163V164H158ZM162 163V162H161ZM165 163V162H164ZM181 163V162H180ZM181 163V164H182ZM188 163V162H187ZM189 163V164H190ZM259 163V162H258ZM144 164V163H143ZM163 164V163H162ZM171 164V163H170ZM177 164V163H176ZM244 164V163H243ZM242 164V165H243ZM122 165V164H121ZM134 165V166H135ZM178 165V164H177ZM238 165V166H237ZM236 166L238 167V168H240V164H237ZM259 165V164H258ZM60 167V173L56 176V175H52L53 174V172L55 171V167ZM70 166V165H69ZM138 166H140V164L138 165ZM158 166H159V164L157 165V169L159 170V168H158ZM162 166H165V165H162ZM162 166H160V167H162ZM235 166V167H236ZM122 167H123V165H122ZM141 167V166H140ZM143 167V166H142ZM155 167V166H154ZM166 167H168V165L166 166ZM171 166H169L168 168L169 169H166V171H169L170 169L172 170V168H170ZM121 168V167H120ZM134 168V167H133ZM144 168V167H143ZM147 168V167H146ZM17 169H22V171L23 172H25L23 175H21V178L20 177H16L17 175L16 174H18V173H16L18 170ZM74 169V168H73ZM134 169H136V168H134ZM145 169V168H144ZM164 170L163 168H160V170L158 171V172H160V171H162V170ZM174 169L171 171V172H173L174 171ZM228 169V170H227ZM70 170V169H69ZM138 170H139V168H138ZM155 170V169H154ZM243 170H245V169H243ZM133 171V170H132ZM165 171V172H166ZM22 172V173H23ZM71 172V171H70ZM74 173H76L75 171H73ZM73 172H71V173H73ZM144 172V171H143ZM69 175H70V173H69V171L67 172ZM74 173H73V178H72V181L73 182H75L76 183V185L77 186H81L82 187V185H83V181L82 180H86V179H83L82 177V175H77L76 176V174L74 175ZM134 173V172H133ZM139 173H141V172H139ZM161 173V172H160ZM159 173V174H160ZM168 173V172H167ZM56 174V173H55ZM102 174V173H101ZM129 174H132V173H129ZM144 174V173H143ZM146 174H147V172H146ZM170 174V173H169ZM171 174H175V173H171ZM170 174V175H171ZM15 175V176H14ZM67 175V174H66ZM65 175V176H66ZM97 175V174H96ZM138 175H140V174H138ZM164 174H163V176H165ZM223 175V176H222ZM224 175H226V176H224ZM242 175V174H241ZM72 176H68L67 175V177H72ZM79 176H82L81 178L79 177ZM108 176V175H107ZM133 176H135V175H133ZM158 176H161V175H158ZM162 176V177H163ZM234 176V175H233ZM243 176V175H242ZM241 176V177H242ZM245 176V175H244ZM24 177V178H23ZM139 177V176H138ZM220 177H222V178H220ZM19 178V179H18ZM23 178V179H22ZM133 178V177H132ZM140 178V177H139ZM147 178H148V176H147ZM157 178V177H156ZM171 180H170V179ZM218 178H220V180H218ZM236 178H237V176H236ZM25 179V181L24 182H22L23 180ZM142 179V178H141ZM165 179H167V177L166 178H164L163 180H165ZM204 179H207V180H205V181H207L206 182V184H205V186H203V187H201L199 184H200V181L201 180H204ZM136 180V179H135ZM143 180V179H142ZM155 180V179H154ZM160 180V179H159ZM218 180V181H217ZM238 180V179H237ZM11 181V184H9V182ZM87 181V180H86ZM258 181V180H257ZM22 182V183H21ZM88 182V181H87ZM89 182H91L90 180H89ZM145 182V181H144ZM156 182H158V180L156 181ZM239 182V181H238ZM68 183V182H67ZM142 183V181L140 180V182H139V184H141ZM147 183V182H146ZM145 183V184H146ZM203 183H205V182H203L202 181V184ZM70 184V183H69ZM136 183H134V185H135ZM158 184H159V182H158ZM161 184V183H160ZM255 184V183H254ZM258 184V183H257ZM257 184H255V185H257ZM262 184V183H261ZM261 184H260V186H261ZM71 185V184H70ZM74 185V184H73ZM137 185V184H136ZM151 185H153L152 183H151ZM151 185H150V187H151ZM155 185V184H154ZM240 185V184H239ZM75 186V185H74ZM77 186H76V188H77ZM146 186V185H144V184H142V186H141V188L140 189H142V188H144V187ZM148 187H149V185H147ZM200 186V187H199ZM237 186V185H236ZM252 186V185H251ZM80 187V188H81ZM118 187V186H117ZM139 187V186H138ZM152 187H155V186H152ZM238 187V186H237ZM243 187V186H242ZM255 187H257V186H255ZM83 188H85L86 189V187L84 186ZM83 188H81V189H83ZM88 188V187H87ZM116 188V187H115ZM114 188V189H115ZM155 188H157V186L155 187ZM201 188V191H202V188H203V193H201L200 194V189ZM253 188H254V186H253ZM260 188H262V186L260 187ZM264 188V187H263ZM80 189V190H81ZM90 189V191H91V188H89ZM138 189V188H137ZM238 189H241V187L239 188L238 187ZM77 190H79V189H77ZM87 190V189H86ZM85 190V191H86ZM93 190H95V189H93ZM97 190V192H98V189H96ZM96 190H95V192H96ZM119 190V189H118ZM139 190V189H138ZM146 191H147V189H145ZM155 190V189H154ZM198 190L200 191V192H198ZM216 190V189H215ZM233 190V189H232ZM235 190H237V189H235ZM89 191V190H88ZM89 191V192H90ZM143 191V190H142ZM141 191V192H142ZM205 191V192H204ZM240 191H242L243 192V190L241 189ZM264 190L262 189V190H260L258 187L257 188H255V190L253 191V192H251L252 194L250 195V196H253V197H255L254 198V200H256V201H259V203H260V201L262 202H264V192H263ZM27 192V193H26ZM87 192V191H86ZM93 192V191H92ZM92 192H91V195H89V196H93L92 195ZM197 192H198V195H197ZM238 192V191H237ZM55 193V192H54ZM99 193V192H98ZM101 193V192H100ZM143 193V192H142ZM150 193H151V191H150ZM240 193V192H239ZM244 193L246 194L247 192H245L244 191ZM87 194V193H86ZM85 194V195H86ZM137 194H139L140 195V193L138 192ZM196 194V195H195ZM200 194V195H199ZM26 196V198H25V196ZM142 195V194H141ZM197 196L198 198H196L195 196ZM240 195V194H239ZM248 195V194H247ZM113 196V195H112ZM111 195H110V197H112ZM121 196V195H120ZM244 196V195H243ZM246 196V195H245ZM249 196V197H250ZM114 197V196H113ZM112 197V198H113ZM115 197H116V195H115ZM147 197V196H146ZM149 197V196H148ZM116 198H118V197H116ZM242 198H244V197H242ZM247 198V197H246ZM121 197H120V201H121ZM128 199V198H127ZM13 200V201H12ZM36 200V199H35ZM200 200H202V199H200L199 198V201L198 202H200ZM205 200V199H204ZM247 200V199H246ZM115 201V200H114ZM125 201V200H124ZM128 201V200H127ZM135 201H139V200H136L135 199ZM208 201V200H207ZM44 202V201H43ZM118 202H119V200H118ZM121 202H123V201H121ZM132 202H133V200H132ZM140 202V201H139ZM138 202V203H139ZM194 202V201H193ZM196 202V201H195ZM205 202V201H204ZM246 202V201H245ZM42 203V202H41ZM46 203V202H45ZM115 203V202H114ZM124 203H126V202H124ZM133 203H135L136 204V202H133ZM133 203L131 204V202H130V206L132 207V206H134L133 205ZM35 206V207H32L31 209H29L30 208V206H33V205ZM113 204V203H112ZM143 204V205H144ZM198 204V203H197ZM200 205H201V202L199 203ZM225 204V203H224ZM223 204V205H224ZM252 204L254 205H257L258 203H256V202H251V206H252ZM114 205V204H113ZM112 205V206H113ZM123 205V204H122ZM128 205H129V203H128ZM128 205L126 204V206H125V204H124V208L126 207V210H128L127 208H128ZM199 205V206H200ZM220 205H222V204H220ZM121 206V205H120ZM129 206V207H130ZM198 206V207H199ZM208 206V205H207ZM225 206H227V205H225ZM113 207V208H114ZM123 207H122V210L123 211H125L126 212V210H124L123 209ZM137 207H138V204H137ZM220 206H218V208H219ZM254 207V206H253ZM258 207H259V205H258ZM114 208V209H115ZM133 208V207H132ZM203 208H205V207H203ZM207 208V207H206ZM209 208H211V206L209 207ZM209 208H208V210L207 209H204V210H206V212L205 213H207L208 215H210L209 217H211V216H213V217H215L216 215H218V214H220L221 212H220V209H219V211H217L218 209H216V207H214L216 210H214V208H211L210 210L211 211H209ZM221 208V207H220ZM226 208V207H225ZM228 208V207H227ZM45 209V208H44ZM230 209V208H229ZM264 209V208H263ZM112 210V209H111ZM133 210V209H132ZM138 210V209H137ZM203 210V211H204ZM223 210V209H222ZM226 211H228L227 209H225ZM257 211H258V209H256ZM123 211H121V212H123ZM135 211V210H134ZM173 211V212H172ZM177 211V210H176ZM208 211V212H207ZM260 211H261V213L263 212L264 213V211H262L261 209H260ZM112 212V211H111ZM125 212H123V213H125ZM153 212V213H152ZM155 212V213H154ZM172 212V213H171ZM27 213V212H26ZM29 213H27L28 214V216H29ZM126 213H128V212H126ZM160 213V212H159ZM259 213V211L256 213V216L257 215H259L258 214ZM260 213V217H258V218H260V220L261 221H259L258 220V222L260 223L259 225H261L260 226V228L258 229V230H255V234L254 233H251L252 234V236L254 237V235H256L255 237H257V235L259 236V235H263L264 236V217H263V215ZM10 214V215H11ZM169 214H167L168 216H171V215H169ZM223 214V213H222ZM228 214V213H227ZM252 214V213H251ZM112 215V214H111ZM120 215H122L121 216V218L124 216V214H120ZM129 214H125V216L127 217ZM134 215V214H133ZM158 215V214H157ZM164 215H163V218H164ZM166 215V216H167ZM173 215H175V214H173ZM191 215V216H190ZM225 215V213L223 214V216ZM229 215V214H228ZM27 216V217H28ZM124 216V217H125ZM130 216H128L127 218H129ZM153 216V215H152ZM152 216H151V219H152ZM155 216V215H154ZM167 216V217H168ZM199 216V215H198ZM233 216V215H232ZM231 216V217H232ZM255 216V217H256ZM26 217V216H25ZM123 217V218H124ZM125 217V218H126ZM159 217V216H158ZM167 217L166 218H164V220H166L167 219ZM175 217V216H174ZM173 217V218H174ZM195 217V216H194ZM263 219H262V218ZM29 218V219H30ZM41 218H42V216H41ZM122 218V219H123ZM126 218V219H127ZM161 218L162 217H160V220H161ZM169 218V217H168ZM197 218V217H196ZM253 218H254V216H253ZM45 220H46V218H44ZM119 219V220H118ZM130 219V218H129ZM129 219H127V220H129ZM153 219H155V218H153ZM169 219H171V218H169ZM176 219V217L173 219V220H175ZM205 219V218H204ZM44 220V222H46ZM158 220V219H157ZM159 220V221H160ZM177 220V219H176ZM175 220V221H176ZM182 220V223H183V219H181ZM185 220V222H186V219H184ZM253 220V219H252ZM255 220H256V218H255ZM263 220V221H262ZM40 221V220H39ZM116 221V220H115ZM119 221V222H118ZM130 221V220H129ZM167 221V220H166ZM194 221V220H193ZM214 221H216V220H214ZM219 221V220H218ZM128 222V221H127ZM221 221H219V226H217L218 228L222 225V227H223V224H222V222L220 223ZM253 222H255L256 223V221H252V223ZM258 222H257V225H258ZM261 222H262V224H261ZM48 223H50V222H48ZM90 223V222H89ZM93 223V222H92ZM96 223V222H95ZM94 223V224H95ZM125 223V222H124ZM189 223V222H188ZM194 223V222H193ZM227 223V222H226ZM254 223V224H255ZM91 224V223H90ZM90 224H89V227H91L90 226ZM157 224V223H156ZM185 223H183V226H185V228L186 227H188V228H190V227H192V225L189 227V226H187V224H185ZM197 224V223H196ZM221 224V225H220ZM51 225V224H50ZM114 225H115V223H114ZM195 225V224H194ZM203 225V224H202ZM201 225V226H202ZM207 225V224H206ZM209 225V224H208ZM216 225H217V222H216ZM216 225H215V227H213V229L215 228V229H217L216 228ZM233 225V224H232ZM232 225H229L228 227L229 228H227V233H226V231H223V230H220V229H224V228H219V230H215V232H216V234H214L215 232H212V230H211V226H213V225H211L210 226V228H209V226H206L205 228H204V226H205V224H204V226L202 227L204 230H202V228H201V226H198V227H196V229H195V231H198L199 230V232L201 231L202 233L201 234H206L205 235V243H202V246L204 245V246H209V244H207V243H209L208 241H211V243L212 242H214V243H212V244H217V248L215 247H213V245H212V247L209 249V248H207V247H203V248H207V249H203V250H201V248H198V247H202V246H198L197 247V249L199 250H196V251H198L200 254L197 256L196 254V251H195V247L193 248H191L190 246V249H189V247H188V250H186V252L188 251V254H189V256L191 257L190 258V260H191V262H192V264H218V263H220V261L219 260H221L222 259V257H223V254H222V252H221V248H223L224 246H226L227 247V245L229 246V245H232V243L229 241L228 242V239H229V237L231 236V237H234V235L235 234H233L232 232H230L231 230H232V228L230 229V227L232 226ZM157 226V225H156ZM225 226V225H224ZM233 226H235V225H233ZM239 226V225H238ZM238 226H236V227H233L234 229L235 228H237ZM93 227V226H92ZM131 227H132V229H131ZM182 227V226H181ZM184 228V227H183ZM184 228V229H185ZM242 228H243V226H242ZM242 228H237V230H235V231H233V232H237L236 233V238L238 237L239 238V236H243L244 234H246L245 232H243V230H241ZM88 229V228H87ZM91 229V228H90ZM183 229V230H184ZM226 229V228H225ZM230 229V230H229ZM244 229V228H243ZM187 230V229H186ZM185 230V231H186ZM228 230H229V232H228ZM240 230H241V232H240ZM246 230V228L244 229V231ZM248 230H249V228H248ZM248 230H246V231H248ZM21 231V230H20ZM253 232H254V230H252ZM52 232V231H51ZM184 232V231H183ZM187 232V231H186ZM205 232V233H204ZM238 232H240V233H244V234H240V233H238ZM250 232H251V228H250V230H249V234H250ZM132 232H130L129 234H131ZM185 233V232H184ZM231 233L233 234V235H231ZM186 234V233H185ZM210 234H212V236L210 235ZM228 234V235H227ZM229 234H230V236H229ZM239 236H238V235ZM248 234V235H249ZM18 235V234H17ZM27 235H30V236H27L28 238H27V240H29L31 243H33L34 245H37L38 244V241L36 242L35 241V238H33V236H31V233L29 234H27ZM200 235V234H199ZM130 236H132L131 237V240L133 239V233L130 235ZM244 236H246V235H244ZM243 236V237H244ZM251 236V237H252ZM262 236V237H263ZM126 238L128 237V236H125ZM176 237H178L179 238V236H176ZM230 237V238H231ZM240 237V238H241ZM242 237V238H243ZM252 237V238H253ZM260 237V236H259ZM262 237H260V238H258L259 240L262 238ZM122 238V237H121ZM136 237L134 236V239H135ZM137 238L135 239V240H137ZM185 238V237H184ZM206 238L208 239V241L206 240ZM235 237H234V239H235V241L238 239H236ZM252 238H250V236L248 237V238H246L245 237V239H247V241L249 240L250 242L251 241H253V240H255V243H256V240H257V238L255 239V238H253V240H252ZM37 239V238H36ZM39 239V238H38ZM125 239V238H124ZM123 239V240H124ZM128 239V238H127ZM130 239V238H129ZM133 239V240H134ZM149 239V238H148ZM204 239V238H203ZM83 241H84V239H82ZM126 240V239H125ZM140 240L138 239L137 241H136V244H138V242H139V244L137 245V247L139 246L140 247ZM178 240V239H177ZM199 240V239H198ZM79 241V240H78ZM120 241H121V239H120ZM207 241V242H206ZM244 240H242V242H243ZM248 241V242H249ZM35 242H36V244H35ZM122 242V241H121ZM126 242H128V241H126ZM201 242H203V241H201ZM238 242H240V240L238 241ZM245 242V241H244ZM244 242H243V245H244ZM81 242H79V244H80ZM131 243V242H130ZM135 243V242H134ZM148 243V242H147ZM146 243V244H147ZM189 243V242H188ZM191 243V242H190ZM199 243V242H198ZM210 243V244H211ZM224 243H226L224 246H223V244ZM230 243V244H229ZM40 244V243H39ZM38 244V245H39ZM61 244H63V243H61ZM65 244V243H64ZM73 244V243H72ZM84 244V243H83ZM142 244L143 243H141V246H142ZM197 244V243H196ZM207 244V245H206ZM236 244V243H235ZM234 244V242H233V245H235ZM251 243H248V245H250ZM254 244V243H253ZM68 245V244H67ZM66 245V246H67ZM75 245V244H74ZM78 245V244H77ZM76 245V246H77ZM89 245V244H88ZM238 245H240V244H238ZM237 245V246H238ZM246 245H247V242H246ZM246 245H244V246H246ZM248 245L246 246L247 248L246 249H248ZM69 246V245H68ZM76 246H74V247H76ZM80 246H81V244H80ZM77 247L76 249H71L72 248V245H71V248H69V251L70 252H67L65 255H59L58 256V258H56V260H52V258L51 259H49V257L47 256H45L44 257V262L46 263V262H49L50 264H110L114 259H116L117 257V253L119 252H121V256H123L124 255V253H123V251L125 252V250L124 249H120V247L118 248L117 246H115V245H108V248L106 249L107 251H102V250H100L99 249V247H98V250L97 251H99V253H95L94 251H96V247H93V248H95V250L93 251V252H90V251H92L93 250V248H92V250L91 249H89V251L87 250L88 248H89V246H86V244L84 245V251L86 252V254H82V252H80L79 251V253H78V249H80L81 247L83 248V246H81V247ZM111 246V247H110ZM144 246H145V243H144ZM147 246V245H146ZM187 246V245H186ZM236 245L233 247V248H231V252L233 251L232 249H238V248H236L237 247ZM64 247V246H63ZM88 247V248H87ZM143 247V246H142ZM155 247V246H154ZM153 247V248H154ZM159 247V246H158ZM225 247V248H226ZM240 247H242V245L240 246ZM251 247V245L249 246V248ZM253 247V246H252ZM256 247V246H255ZM254 247V248H255ZM38 248V247H37ZM87 248V249H86ZM100 248H102V247H100ZM164 248V247H163ZM163 248H160L161 250H163ZM229 248V247H228ZM64 249L65 248H63L62 250L64 251ZM72 251H71V250ZM103 249V248H102ZM156 249H158V248H156ZM160 249H158V250H160ZM240 249V248H239ZM87 250V251H86ZM129 250V249H128ZM160 250V251H161ZM180 250V249H179ZM242 250V249H241ZM248 250H250V249H248ZM259 250H260V248H259ZM17 251V250H16ZM65 251H68L67 249L65 250ZM64 251V252H65ZM74 251L76 252V254L78 255V257H77V255H75L74 254ZM82 251H83V249H82ZM175 251V250H174ZM195 251V255H193L194 253H192V252H194ZM223 251V250H222ZM235 251V250H234ZM237 251V250H236ZM236 251H235V253H234V255L236 254ZM134 252V251H133ZM136 252V251H135ZM159 252V251H158ZM163 252H164V250H163ZM178 252H180V251H178ZM178 252H176V254H177V256H178ZM229 252V251H228ZM227 252V253H228ZM240 253V252H244V251H237V253ZM249 252V251H248ZM247 252V253H248ZM261 252V251H260ZM259 252V253H260ZM59 253V252H58ZM81 253V255H83V256H80L79 254ZM84 253V252H83ZM126 253H127V251H126ZM131 253H132V251H131ZM138 253V252H137ZM140 253V252H139ZM138 253V254H139ZM157 252L155 251V249H154V251H150V252H148V255L147 254H144L145 255V257L147 256V258L149 259V258H152L153 256H155V254H156ZM241 253V254H242ZM252 253V252H251ZM64 254V253H63ZM232 255H233V252L231 253ZM244 254V253H243ZM261 254V253H260ZM46 255V254H45ZM55 255V254H54ZM133 255V254H132ZM136 255V254H135ZM134 255V256H135ZM143 255V256H144ZM180 256H178L179 257V261L181 262V261H183V260H185L186 259V253H181V254H179ZM193 255V256H192ZM225 255V254H224ZM227 256H229V254H226ZM238 255V254H237ZM57 256V255H56ZM80 256V257H79ZM121 256H119V257H121ZM137 256V255H136ZM140 256V255H139ZM138 256V257H139ZM151 256V257H150ZM175 256V255H174ZM236 256V255H235ZM264 256V255H263ZM127 257V256H126ZM144 257V258H145ZM230 257H231V255H230ZM234 257V256H233ZM242 257V256H241ZM40 258V257H39ZM146 258V259H147ZM189 258V257H188ZM41 259H42V257H41ZM123 259H125V256H124V258ZM127 259V258H126ZM145 259V260H146ZM153 259H154V261H157V262H160L162 259H161V257H159V259H161L160 261H159V259H158V257L156 258V256L155 257H153ZM153 259H152V261H153ZM157 259V260H156ZM226 259V258H225ZM231 259V258H230ZM235 259V258H234ZM236 259H238V257L236 258ZM227 260V259H226ZM164 261H167V259L166 260H164L163 259V263H164ZM223 261H224V259H223ZM222 261V262H223ZM229 261V260H228ZM227 261V262H228ZM232 261V260H231ZM235 261H237V260H235ZM240 262H241V260H239ZM42 262V261H41ZM115 262V261H114ZM162 262V261H161ZM176 262V261H175ZM180 262L179 263H177V264H180ZM218 262V263H217ZM230 262V261H229ZM39 263V262H38ZM43 263V262H42ZM44 263V264H45ZM113 263V262H112ZM116 263V262H115ZM121 263V262H120ZM125 263V262H124ZM167 263V262H166ZM224 263V262H223ZM231 263V262H230ZM250 263V262H249ZM168 264H170V262H168ZM172 264V263H171ZM182 264H185V263H182ZM227 264V263H226ZM245 264H247V263H245Z\"/></svg>",
    "mask_w": 264,
    "mask_h": 264
},
{
    "label": "rangeland",
    "instance_id": "obj_2",
    "mask_svg": "<svg viewBox=\"0 0 264 264\" xmlns=\"http://www.w3.org/2000/svg\"><path fill=\"white\" fill-rule=\"evenodd\" d=\"M103 1V3H105L104 1H106V3L108 2V3H110V4H103V6H102V2ZM88 0V7L86 8V11H87V9L89 10V11H87L88 13H89V15L88 16H86V15H84L85 13L83 12V11H85L84 9H83V11L81 10V7H80V9H77V10H80V11H78L79 13H80V16H79V13H78V16H77V19L79 20L78 21V23H79V25H81L80 26V28L82 27V26H86V27H88V28H86V27H84L85 29H88V30H86V32L88 33V34H86V35H90V37L91 36H93V37H91V38H93V39H95L96 37V35L95 34H93L92 33V31L90 30V26H94V28L93 29H95V27L96 26H98V27H96V29L97 30H95L96 31V33L98 32V36L97 37H100L101 35H102V37L101 38H103V40L101 41V42H99L100 44H98V43H96L97 45H96V47L95 48H99L100 50H101V48L102 49H104V47H101L102 45V42L104 41V43H103V46H104V44H105V36L103 37V34H105L106 35V33L105 32H102L103 30H105V29H103L104 28V25H103V21H102V25H100L101 24V21L100 22H98L99 20H101L102 18L100 17V15L102 16V10H103V12L105 13V14H107L106 13V10H107V8H108V10H109V7H110V10H112V11H110L111 13H112V15H114V14H116V13H113L114 11L116 12L119 8H121V7H117V4H119V6L120 5H122V6H126V5H129L130 3H132V1H134V0H128V1H125V0ZM187 1H190V3L192 2V4H190L189 2H187V3H189L188 5H190V7H191V5H193L194 4V6H195V3H193V2H195V1H191V0H187ZM244 1V0H243ZM254 1V0H253ZM250 2H252V0H250ZM39 3H40V1H38V0H22V2L20 3V11H21V14L25 17V14L27 15V13H29V14H31V15H33L34 16V14H38L39 12H40V10H41V5H43L42 3H40V5H39ZM101 5H100V4ZM113 3L115 4V5H113ZM185 3V2H184ZM100 5V6H99ZM110 5V6H109ZM180 5H183L182 3L180 4ZM185 5V4H184ZM101 6H102V8H101ZM112 6H113V8H112ZM193 6V7H194ZM117 7V8H116ZM179 8L181 7V6H178ZM190 7H189V10L191 11L192 10V12H190V14H189V11H188V14H189V16L191 15V17H189V16H187V13H185L186 12V10H185V7L184 6H182V10L184 9V11H182V10H180V12H179V14H177L175 11H177V10H174V12L176 13H173V11H171L170 9H169V5H165L163 8H162V10H161V12H160V14H159V16H158V19H160V22L162 21V18H164L165 16H168V17H171V18H174V19H170V18H168V17H165V18H167L168 20V22H169V25H170V22L172 23V26L171 27H174V28H178L179 27V25L180 24H182L183 25V30H187V29H189L188 31H190L191 33H189L188 31H187V33H189V34H192L193 35V33H192V30L194 29V31H195V29L197 30V31H195L194 32V34H196L197 32H198V34H201V33H203V32H199V28L202 26V28L203 27H206L205 29L207 30L208 29V32L210 31V29L211 28H215V30L216 29H218V30H216V31H218V34L217 35H215L217 32H215L214 33V37H213V35L211 34L212 32H210V33H208V32H206L205 31V33H208V34H211L212 35V37L213 38H215V36H219V34H220V32H222V31H224L223 32V34L225 35V30H223V29H221L220 28V24H218V23H220V22H222V20H223V15L222 14H219V16L220 15H222V17L220 16H217V17H219L220 19L222 18V20L219 22V21H217L218 23L216 24V20H220L219 18H217L216 19V17L214 18V16H212V15H210V14H208L209 15V18H211V17H213V20L214 19H216L215 20V23H213V22H209L208 21V19L209 18H207V19H205V20H207V21H205V20H203V19H200V17L201 18H204L205 17V15H207V13H204L203 15H201L200 16V14L202 13H200V10L196 7H194L195 9H196V11H194V9H193V7H192V9H190ZM101 8V9H100ZM177 8V7H176ZM175 8V9H176ZM1 9H2V7H1V5H0V29H2V30H11L12 28H11V26L8 24V14H7V12H5V11H1ZM97 9V10H96ZM116 9V10H115ZM168 12H167V11ZM171 12H170V11ZM197 10L199 11V15L198 16H200L199 18H194V17H196L197 15L195 14V16H194V13H193V11L196 13L197 12ZM101 13H100V12ZM179 11V10H178ZM109 12V14H107V18L109 17L108 15H111V13ZM118 12V11H117ZM184 12V14H182ZM182 15H181V14ZM29 14H28V16H29ZM197 14H198V12H197ZM104 15V14H103ZM164 17H163V16ZM185 15V16H184ZM192 15L194 16V17H192ZM82 16V17H81ZM203 16V17H202ZM100 17V18H99ZM104 17H106V16H103V19H104ZM111 17V16H110ZM206 17H208V16H206ZM205 17V18H206ZM90 18V19H89ZM80 19H81V21H80ZM180 20L179 22H177L178 24H177V26L175 27V25H176V23L174 22V21H176V20ZM194 19H195V24L194 25H196V26H193L194 28L192 29V26L191 25H193V23H194ZM164 20V19H163ZM169 20H171V21H169ZM177 20V21H178ZM96 21V22H95ZM166 21V20H165ZM90 22H91V24H90ZM167 22V23H168ZM175 23V25L173 26V24ZM184 22V23H183ZM187 22V23H186ZM164 23H166V22H164ZM192 23V24H191ZM93 24V25H92ZM99 24V25H98ZM245 24H247V23H245ZM244 24V25H245ZM166 25H168V24H166ZM189 25V26H188ZM250 25V27H251V25H253V23L251 22V24H249ZM249 25H247V26H249ZM101 26V29H99V27ZM197 26H199V28H196ZM247 26H246V28H247ZM103 27V28H102ZM170 27V26H169ZM180 27H182L181 25H180ZM208 27V28H207ZM244 27V26H243ZM243 27H240V29L242 28V30H240V29H234V30H230V31H227V34H228V32H231V34L233 35V36H231V35H229V36H231L230 38H232V37H234V39L236 38L235 36L236 35H234V34H239V35H237V40L239 39V38H241V41H243L242 39H244V38H242L243 36L244 37H248V39L250 38V40H251V38H253V36H254V33H252L253 31H251V30H248V31H251V32H247V29L245 30ZM83 28V27H82ZM84 28L82 29V30H84ZM91 28V29H92ZM149 28V27H148ZM147 28V29H148ZM151 28V27H150ZM185 28V29H184ZM187 28V29H186ZM201 28V29H202ZM253 28H254V26H253ZM153 29H155V30H152V32L151 33H149V30L147 31L149 34H150V36H149V34H147L148 36H149V38H150V40L148 39V40H144V38L142 39V41L144 40V42L145 41H150L151 42V44H153V46L152 47H154V48H151V50L152 49H154L153 50V53L155 54V52H156V56H152V57H149V55H151L152 53V51H149L150 50V47H149V49L145 52V53H147V52H150L149 53V55H148V53H147V55H148V57H144V53H143V55L142 54H137L136 53V51L134 52L133 51V54L134 53H136V55L134 54V55H132V54H130V53H132V51L129 53L130 54V58L129 57H127L126 56V58H127V60H126V64H124L123 65V67L125 68V70H126V74L125 73H123L124 72V70L122 71V74L123 75H121L120 76V74L118 75H116V74H114L115 76V78L113 77L112 79H111V77H109L110 79H111V81L108 79V81L107 82H105L104 83V85L102 86V87H104V91H103V96L104 95H108L109 94V98L107 99H105V96L102 98L103 99V101H104V103H102V104H99L100 105V107H98L96 110H95V113H96V115L94 114V117L96 118L95 119V122L93 123V115H92V118L91 117H89L91 120H92V123L94 124V127H92L91 129V131L90 130H88V129H85V127L84 126H80L79 128H78V126L76 127V124L77 123H75V121H78V120H75V119H71V121H70V119L68 118V116L67 115H69V113H67V112H69L70 110H71V107H73V105L77 102V103H82L83 102V97H82V94H81V92H80V90H79V87H80V85H77L76 84V88L75 87H73L72 88V86H71V84H69V78H68V76H67V73L65 72L66 71V69H64L65 67H63V68H60L58 71H56L55 70V67L53 66V65H50V68H47L46 70H45V72L43 71V65H42V63L41 62H39L37 59H36V56H37V54H38V48L36 47L37 45H36V43L33 41V39L32 38H30V40H29V42H27L26 44H24L22 47H19L18 48V50H16L14 53H9L8 55H12V56H15L16 57V59H17V65L18 66H20L25 72H16V71H14L11 75H10V80L14 83V84H17L16 86H18L19 84L22 86L23 84H27V83H30L31 82V80L34 78L36 81H37V83H38V86H37V89H36V91H35V93L34 94H27V98H29V97H32V98H35V101L34 100H30V106H28L27 107V105L25 106L24 105V103H19L18 105V111H16V112H14V113H12V114H10L7 110H6V108L5 107H0V139H6L5 138V135L6 136H8L9 134L11 135V133H12V125L10 124V122L11 121H13V119L15 120V121H17V120H21V119H23V123H22V126H20L21 127V130H18V132L16 133L18 136H19V134L21 135V136H23V134H25V135H28V134H26V133H29L28 131H27V129L25 130L24 129V125H25V123H24V120H25V122H26V120L28 119V118H36V119H39V122H40V118L43 116L42 114H41V111H40V108H39V104H46L47 105V108H51L53 111H54V113H53V115H56L57 116V118H59L60 120H59V122L61 123V124H63L64 125V130H65V132H64V135L67 137V136H70V138H71V136L72 137H74L73 138V141L75 142V144L76 143H78L77 145L79 146V148H80V152H81V150L83 151V152H78V155H77V157L76 158H74L73 159V161L72 162H70L69 161V165H67L68 167H66L67 168V170H65L66 172V174L68 175V176H72L73 175V171H75L76 173H74V175L76 174V176L77 175H82V176H79L80 178L82 177L83 179H86V180H82L83 181V185H82V187L81 186H77L76 185V183L75 182H73L72 181V178H73V176L72 177H67V175L66 174H64V176L62 177V178H59V179H57L56 181L57 182H55L56 184L54 185V191L52 190V192L50 193V191H38V192H33L32 194H31V198H32V200H33V202L32 203H34V202H36V205H38V201H39V205H41V207H39V208H37V210L39 211L40 210V213H42L43 212V215L41 214L40 215V219H33L32 220V218L33 217H31L30 218V216L32 215V214H30L31 212L30 211H35L34 209H31L32 207H35L36 205H35V203H34V205L33 206H30V208L29 209H31V210H28V209H26L25 211H24V215H23V217H22V221H21V225H20V229L19 230H17V233H16V235H15V253H17V255H15V256H17L19 259H18V261L19 262H17V264H44L45 262H44V257L46 256H50L49 257V259H51L52 258V260H56V258H58V256L59 255H65L67 252H70L69 251V248H71V245H72V248L71 249H76L77 247H79L80 246V244H81V246H83V248L81 247L80 249H78V253H79V251L80 252H82V254L84 255V254H86V252L84 251V245L86 244V246H89V248L87 249L88 251H89V249H91L92 250V248L93 247H96V251H94L95 250V248H93V250L92 251H90V252H95V253H99V251H97L98 250V247L100 246V247H102V248H100L99 247V249L100 250H102V251H107L106 249L108 248V245H115V246H117L118 248L120 247V249L122 248V249H124L125 250V252L123 251V253H124V255L123 256H121L122 254H121V252L119 253H117V258L116 259H114L110 264H168V262H170V264L172 263V264H177V263H179L180 261H179V257L178 256H180L179 254H181V253H186V259L185 260H183V261H181L180 262V264H182V263H185V264H192V262H191V260H190V256H189V254H188V251L186 252V250H188V247L190 246L191 248L193 247H195L196 249H195V251L196 250H198L197 249V247L200 245V246H202V243H205V235L206 234H201L202 232V230H204L202 227L204 226V224H205V226H204V228L206 227V226H209V228H210V226L211 225H213V226H211L212 228H211V230H212V232H215V230L217 231V230H219V228L221 227V228H224V229H220V230H223V231H226V233H227V228H229L228 226L229 225H235V226H231L230 227V229L232 228V230L233 231H235V230H237V228H242V226H243V228L245 229L246 228V230H248V228H249V230H250V228H251V232H250V234L248 233L249 232V230L248 231H244V229L242 228L241 230H243V232H247L246 234H244V233H240L241 232V230H240V232H238V233H240V234H244V235H246V236H239L238 234V236H239V238L237 239L236 238V233L235 232H233L232 230L230 231V232H232L233 234H235L234 235V237L237 239L236 241H235V239H234V237H231L230 236V234H229V236L231 237H229V239H228V242L230 241L231 243H232V245H227V247L226 246H224L226 243H224L223 244V248H221V252H222V254H223V257H222V259L221 260H219L220 261V263H218V264H245V263H247V264H264V236L263 235H259L260 237H262L260 240L258 239V238H260L258 235H257V237H255L256 235H254V237L252 236V234L251 233H254L255 234V230H258L259 228H260V226L261 225H259L260 223L258 222V220L259 221H261L260 220V218H258V217H260L259 215H260V213H261V211H260V209L262 210V211H264V202L262 201H260V203H259V201H256V200H254V198L255 197H253V196H250L252 193L251 192H253L254 190H255V188H259L260 190H264V186H263V182L261 181L262 179H261V175H260V173H254L255 171H253V170H250V164L248 163V162H246V161H239V163H237V164H240V168H238L237 166V164H236V162H238V161H236V162H234V164H235V166L233 167V166H230L231 165V163H233V162H231V161H228V158L226 157V161H227V163L228 162H231L230 163V165H227V168L230 170V171H232V173H234V172H236V173H239V175H235V173L233 174V175H230V173L229 174H227V173H225L226 175H229V176H227V177H223V178H225L224 180H220V178H222V177H220V178H218V180H220V181H218V182H216V184H217V187H216V185L214 186V188H212L211 190H210V192H205V194H202L201 196H199V198L200 199H202V200H200V202H201V205L199 204L200 202H198L199 201V198L197 197V196H195L196 198H198L197 200L196 199H194V197H192L193 198V201H192V206L194 205L195 206V203H196V206H195V208H193L194 209V212L192 213V215L193 216H191V220L190 221H188L187 222V220H189V218L187 219V218H181V217H183V215L181 216L180 215V212L182 211V213H183V206L182 205H177L176 206V210L174 211V213L173 214H175V215H173V214H169L170 212H168V213H166V215L167 214H169V215H171V216H168L169 218H171V219H169L166 215H164V214H162L161 215V213L164 211H161V210H159V211H157L155 214H151V216H152V219H151V216H150V220L152 221H154V220H156V221H154V226H152L153 227V229H151V232L153 233V231H154V236L152 235V237H150V235H149V237H147V242H143V241H141L140 240V238L138 237L137 238V236L135 235V231L134 230H130V232H132L133 233V239H134V236L137 238V240L139 239L140 240V247L138 246L137 247V245L139 244V242H138V244H136V241L137 240H131V237L132 236H130L131 234H126V235H124V238L126 239H124L123 238V235L119 238H117L118 240L116 241V240H114V236L113 235H115L116 236V234H113V233H116L115 232V230L114 229H116L115 228V226H117L116 224H117V219H114L115 217H117L118 216V214H119V216L117 217V218H120L121 220H119L120 221V224L119 225H121L122 224V227H127V226H130V224H131V216H132V219L133 218H135V216L137 215H135V212H137V211H139L140 212V210L139 209H141L142 207H140L141 206V202L144 204V202L146 201V200H148V199H150L152 196H154V195H157V194H159V192H161V190H162V188H164V186L166 185V183L168 182V181H166V180H168V175H169V177L171 176V177H173L174 175V177L173 178H175L176 176H178V177H176L175 178V180L176 179H178V178H180V176H181V171H178L179 173H177V171H175L176 169H174V168H172V166H173V162L175 161V165H176V167L175 166H173V167H175V168H177L178 166L179 167H181L182 165L184 166V163H186L185 164V167H187V166H190V165H192L190 162H194L195 160H194V157L193 156H191V155H187V154H191V151L189 152V150H191L192 148L191 147H193L194 149H192L193 151H195V154L196 153H198V155L196 154V156H199V155H201V153L205 150V148L203 147V146H201L200 144H199V142H198V140L197 139H195V137L193 138V139H195V140H193L192 139V137L191 136H186V135H184V134H182L181 132H179L178 133V131H179V128L177 129V130H175L177 127H176V125H175V122L174 123H172L173 121L170 119V117L169 116H167V114H166V116L165 115H162V109H161V107L162 106H160L161 105V103H163V101H165L167 98H168V96L170 95L169 94V92H171V91H173L174 89V92L176 91V87H177V89H180V87H178V86H180V84H183L184 82H182V80L180 79V81H177L178 80V78H180L181 76H179V73H178V71H180V72H182L181 70L182 69H184V67H185V65L183 66V64L184 63H181V64H179L180 62H177L178 60L180 61V59L179 58H176V62H177V65L179 66L178 68H176V63H175V67H173L172 65H171V67H173V70H169V69H171V68H169V66L167 65V66H165L166 64H168V63H164L163 62V60H164V58H167V57H169L170 56V58L172 57H174V59H170V61L171 60H174L175 61V56H176V53H175V55L174 56H172V54H174L173 53V51H172V53H171V55L169 54V56L167 55L166 57H164V58H162L163 60L161 61L160 59H161V57H162V55H165V54H163V53H167L168 54V52L169 51H171V50H173L174 49V51H176V50H178L177 49V47L178 48H180V51L182 52L183 51V53H180V51L178 50V52L182 55V56H184L186 53H185V51L184 50H186V44L187 43H181L182 45H181V47L182 46H184V45H186V46H184V47H180V43L178 42V41H180L179 39H177V41H175L174 39H176V38H178V37H176V36H174L175 35V33H174V31H172L173 32V38L174 37H176V38H172L171 37V35H169V33H171V31L170 30H168V31H170V32H168V33H166L165 34V32L167 31H165L164 32V37H162L163 36V31L161 32V31H158L156 28H154L153 27ZM199 29V30H198ZM204 29V30H205ZM213 29H211V31L213 30ZM215 30H213V32L215 31ZM221 30V31H220ZM243 30H245V31H243ZM202 31H203V29H202ZM220 31V32H219ZM91 32V33H90ZM99 32H101V34L99 33ZM146 32V33H147ZM156 32V33H155ZM99 34H100V36H99ZM152 34V35H151ZM167 34H168V36H167ZM223 35V36H224ZM240 35H242V37L240 36ZM2 36V35H1ZM77 36V37H76ZM79 35H75V37L76 38H73V42H74V46H72V47H74V48H76V46H78V47H80V40L79 39H81V38H79L78 37ZM148 36H146V34H145V36L144 37H147L148 38ZM154 36V37H153ZM167 38H166V37ZM223 36H221L220 35V37L222 38ZM227 35H225V39H229L230 41H231V39L229 38V36H228V38L226 37ZM185 39H186V37L185 36H183ZM161 38V39H160ZM164 38V39H163ZM171 38L174 40V41H172V43L174 44H171V46L170 45H168V42L169 41H171ZM183 38V39H184ZM217 38V37H216ZM74 39H77L78 41H79V43H78V41L76 40H74ZM100 39V38H99ZM98 39V40H99ZM170 39V40H169ZM224 39V38H223ZM222 39V40H223ZM221 40L222 42H223V45H229V41H227V42H229V43H226V40ZM233 39V38H232ZM247 39V38H246ZM247 39V40H248ZM97 40V39H96ZM165 40H166V42H165ZM236 40V39H235ZM235 40H232L231 42L233 43H235V42H239V40L238 41H235ZM245 40V39H244ZM246 40V41H247ZM250 40H248L247 41V43L250 41ZM152 41H153V43H152ZM185 41V40H184ZM183 41V42H184ZM251 41H254V40H251ZM249 42V43H251L252 44V42ZM72 42V43H73ZM97 42V41H96ZM143 42V44H145V46H146V43H147V45H148V42H146V43H144ZM149 42V43H150ZM158 42H159V44H158ZM161 42H163V45L165 44V43H167V45L165 44V46H166V48L167 47H169L170 49H171V47H173V49H169V51L167 52L165 49V46H163V45H161L160 43ZM175 42H178L179 43V45L178 44H175ZM186 42V41H185ZM157 45H156V44ZM224 43H226V44H224ZM248 43V44H249ZM78 44H80V45H78ZM151 44H149L150 46H151ZM169 44H170V42H169ZM158 45L159 46H161V47H159V49H158ZM173 45V46H172ZM175 45H177V47L175 46ZM98 46V47H97ZM156 46V47H155ZM176 48H175V47ZM78 47H77V49H74V52H75V54H74V61H76V62H79V68L78 69H76L78 72L77 73H79L80 72V70H81V62L80 61H77L79 58H78V53H80V49H79V52H78ZM146 48H147V46H146ZM165 48V49H164ZM183 48H185L184 50H181V49H183ZM188 48V47H187ZM7 49V41L5 40V39H3V38H0V57H1V55L3 56V55H5L6 54V50ZM99 49H96V50H99ZM189 49V48H188ZM188 49L186 50V51H188ZM77 50V51H76ZM99 50V51H100ZM156 50H159V51H156ZM166 51V52H164V51ZM167 50H168V48H167ZM99 51H95V53H97V52H99ZM102 51H106L105 49L104 50H101L100 52H102ZM77 52V53H76ZM157 52H159L158 54H157ZM177 52V51H176ZM177 52V54H179ZM196 53H195V55L194 56H196V54H199L197 51H195ZM106 53V52H105ZM185 53V54H184ZM99 54V53H98ZM102 54H103V52H102ZM101 54V55H102ZM128 54V55H129ZM162 54V55H161ZM88 55H90V54H86V56H88ZM104 55H107V53L106 54H104ZM141 55V57H139ZM146 55V54H145ZM200 55V54H199ZM199 55H197V56H199ZM95 56H97V57H99L100 55H97V54H95ZM157 56L159 57V62H161L162 64H161V67L160 66H158L159 65V63H157ZM161 56V57H160ZM178 56V55H177ZM182 56H178V57H182ZM195 57V58H198L199 60H201V58H199V57ZM201 56V55H200ZM67 57L68 56H66V55H64V57H63V59H65V62L67 61ZM134 57V58H133ZM142 57H144V58H142ZM211 57H213V56H211ZM85 58H87V60H89V56L88 57H85ZM101 59L103 58V57H100ZM105 59H106V57H104ZM125 58V59H126ZM130 60H129V59ZM131 58L134 60H131ZM152 58V59H151ZM210 58V57H209ZM215 58V57H214ZM214 58H212V61H213V64L211 63V65H213V67L211 66V65H209L210 64V62H211V60L208 62V65H209V67H212L213 68V70H214V72H213V70H211L212 72L210 73V75H209V73L208 74H205V76L206 75H209V77H211L210 79L208 78V76H207V78H208V80H209V83H206L209 87H211V88H209L208 86H206V87H203L204 88V90L201 88V89H199L200 87H199V85H202L201 83H200V80H199V85H196L195 86V84L197 83L198 84V82H196L197 80H196V77L197 78H201V75L202 74H204L203 72H204V69H202V67H201V64H198L197 65V67H199V65H200V69L199 68H197V69H199V72L201 73L202 71V73H201V75H199V72H198V74L197 73H195L194 71L193 72H191V73H195V74H197L196 76H195V78H193V81L194 80H196V81H194V82H191L192 84H194V86L192 85H190L189 83H188V85H190V86H188V87H193L194 88V90H192L193 88H191L190 90H189V88H188V92L187 93H189V91H194V92H191V93H189V96H188V94L186 93V95H185V92H178L177 94L179 95V97H180V94L179 93H183L182 94V96L181 97H183V95H185L184 97L186 98V100L184 99V97L179 101V103L178 104H173L172 103V100L168 103V105L170 104V106L171 105H174V107H175V105L176 106H178V108L177 107H170V109H171V111L170 112H176L177 111V113L179 114V115H181V117H185V115L188 117L189 116V123H193V125L192 126H194V124H195V126L196 125H198V127H200L201 126V128L203 127V128H205V127H207L208 126V124L210 123V122H212V120L214 121L215 120V123L217 124L218 123V127L217 128H219V129H224V128H226L227 126H224L223 127V125H222V127L220 126V123L221 122H218L221 118H220V116L222 117V118H228L227 120H226V122H228L229 121V119H232V118H237V117H239L238 115H236L237 113L239 114L240 113V111L238 110L239 108H241L240 106L243 104V103H245V101H246V103H247V100H245L244 101V98L245 99H248V98H246L247 96V92L248 93H250L249 91H248V89H245V88H248V87H245V86H243L244 88L242 89V85H241V83L242 84H244V85H246V86H248L250 83H251V85H249L250 87H249V89H251L252 88V83H254V82H256L257 80H259V76H261V74H259V78H257L256 76H254V78H257L254 82L252 81H250V80H252V79H254L253 77H252V75L250 76V77H252V79L250 78V79H247V76H246V80H244L245 79V76H242L241 75V77H243L244 79H242V80H240L239 81V79H240V75H238V74H240L239 72H237V69L233 72V71H231V72H233V74H231V76H230V67L228 68V65L226 64V65H223V71L224 72H226V70H228L227 72H226V75H225V73H223L222 72V69L220 68L221 67V65L220 64H225L226 62H224V63H220V64H217V60L218 59H216L215 58V61L213 60ZM105 59H103L104 61H105ZM144 61H143V60ZM184 60H185V56H184V58H183ZM10 60V59H9ZM85 61H86V59H84ZM140 60H142V62H140ZM167 60H168V62H169V59L167 58ZM183 60V61H184ZM187 60V59H186ZM195 60V59H194ZM199 60H195V61H199ZM133 61V62H132ZM182 61V60H181ZM76 62H74V63H76ZM88 61H86V62H84V63H87ZM128 62V63H127ZM156 62V63H155ZM171 62H173V61H171ZM170 62V63H171ZM188 62V61H187ZM187 62H185V63H187ZM190 62V61H189ZM201 61H199L198 63H200ZM215 62V63H214ZM125 63V62H124ZM130 63V64H129ZM140 63V64H139ZM145 63V64H144ZM154 63V64H153ZM165 65H164V64ZM174 63V62H173ZM172 63V64H173ZM191 63V62H190ZM194 63V62H193ZM196 63V62H195ZM194 63V64H195ZM219 63V62H218ZM142 64H143V68H144V71H146L145 69L147 68V71H148V69L149 68H151L152 69V72L154 71L155 72V74L154 73H150L149 75L150 76H148V73H149V71L147 72H144V73H146L147 74V78H149L148 80H146V82L144 81V79H143V76H140V74L143 72V71H140L139 72V70L140 69H142V68H140V67H142ZM148 64V65H147ZM189 64V63H188ZM188 64H186L187 66H186V70H183V72L184 71H186V73L188 74V72H190V70H192L194 67H196V66H193L192 67V69H189V71H187V67L188 66H190V65H188ZM77 65V63H76V66H78ZM146 65V67H144ZM152 65H154L153 67H151ZM164 65V66H163ZM181 65L183 66V67H181ZM219 65H220V67H219ZM130 66V67H129ZM140 66V67H139ZM150 66V67H149ZM203 66V65H202ZM227 67L228 69H226V68H224V67ZM160 67V68H159ZM180 67L182 68L181 70H179L180 69ZM127 68V69H126ZM130 68H132V69H130ZM134 68V69H133ZM155 68V69H154ZM157 68V69H156ZM158 68H159V70H158ZM162 68V69H161ZM174 68H176L177 70H175L174 71ZM204 68V67H203ZM234 68H235V65H234ZM234 68H233V65H232V69L234 70ZM151 69H149V70H151ZM154 69V70H153ZM160 69H161V71H160ZM166 69V70H165ZM197 69H195V71L197 70ZM226 69V70H225ZM133 70V71H132ZM169 70V71H168ZM194 70V69H193ZM202 70V71H201ZM127 71H132L131 73L130 72H127ZM157 71V72H156ZM158 71H160V72H158ZM168 71L169 73H166V72ZM171 71H173V72H171ZM206 71V70H205ZM172 74H171V73ZM128 73H130L129 74V77H128ZM140 73V74H139ZM157 73V74H156ZM160 73V74H159ZM164 73V74H163ZM185 73V75H184V73L182 74V76L186 79V78H188L187 77V74ZM191 73H189L191 76L193 75V74H191ZM206 73V72H205ZM215 73V74H214ZM235 73H237L236 75H235ZM109 74V73H108ZM107 74V75H108ZM163 74V75H162ZM176 76H175V75ZM194 74V75H195ZM255 75H257L256 73H254ZM107 75H105L104 77H106ZM125 75V76H124ZM127 75V76H126ZM142 75V74H141ZM145 75V74H144ZM176 77H174V76ZM190 75H188V76H190ZM193 75V76H194ZM212 75V76H211ZM227 75H228V77H227ZM248 76H249V74H247ZM110 76V75H109ZM122 76H124V78L122 77ZM140 76V77H139ZM171 76H173V77H171ZM192 76V77H193ZM199 76V77H198ZM237 77V78H235V77ZM122 78V80L120 81V79L119 78ZM141 77H142V79H141ZM145 77V76H144ZM145 77V78H146ZM161 77V78H160ZM178 77V78H177ZM182 77V78H183ZM192 77H191V79H192ZM263 77V76H262ZM260 78V79H264V77L263 78ZM158 78V79H157ZM165 78H168V79H165ZM172 78H174L173 79V82H172ZM183 78V80H185ZM206 78V77H205ZM232 78V79H231ZM234 78V79H233ZM249 78V77H248ZM114 79V80H113ZM116 79V80H115ZM118 79V80H117ZM153 79V80H152ZM156 81H155V80ZM171 79V80H170ZM225 79V80H224ZM227 79H229V82L227 81ZM124 80V81H123ZM132 80V81H131ZM143 80V81H142ZM159 82H158V81ZM208 80L206 79V81L208 82ZM211 80V81H210ZM237 82H236V81ZM243 80L245 81L244 83H243ZM113 81V82H112ZM114 81H115V83H114ZM116 81H120L121 82V85H120V82L118 83V82H116ZM142 81V82H141ZM150 81H152V82H150ZM169 81V82H168ZM192 81V80H191ZM203 81V80H202ZM201 81V82H202ZM205 81V80H204ZM250 83H249V82ZM262 81V80H261ZM109 82V83H108ZM112 84H111V83ZM123 82V83H122ZM130 82H133L132 84L130 83ZM136 82H138V83H142V84H145V86L144 85H142V84H138V83H136ZM144 82V83H143ZM164 82V83H163ZM179 82H180V84H179ZM182 82V83H181ZM238 82H240V83H238ZM119 85H118V84ZM154 83V84H153ZM187 83V82H186ZM205 83V82H204ZM212 83H213V85H212ZM233 83V84H232ZM237 83V84H236ZM246 83V84H245ZM249 83V84H248ZM138 85L139 87V91L138 90H136V88H135V90H136V94H137V97L138 96H140L138 99L139 100H141L140 102H138V103H136L135 105H133V102L131 103V101H132V99H131V101H129L128 100V102H127V99H123L122 97V95H123V92H125L126 94L127 93H129L130 92V90H132V89H130V87L132 86H134V85ZM170 84H174V86L172 87V85H170ZM176 84V85H175ZM185 84V83H184ZM205 84V85H206ZM210 84V85H209ZM217 84V85H216ZM227 84H229V85H227ZM235 84V85H234ZM238 84H239V86H238ZM257 84V83H256ZM259 84H260V80H259ZM150 85V86H149ZM154 85L155 86H158L157 87V89H155V87H154ZM178 85V86H177ZM205 85H203V86H205ZM216 85V86H215ZM220 85V86H219ZM254 86V88H255V84H253ZM24 86V85H23ZM129 86V87H128ZM143 86V87H142ZM168 86H170V87H168ZM186 86V85H185ZM184 86V88H185V90H186V88H187V86L185 87ZM213 86H215V88L213 87ZM225 87V89H223L224 87ZM237 86V87H236ZM257 86H258V84H257ZM256 86V89H255V91H253L254 92V94H252L253 92H251L250 94L254 97L255 95H257V93H255V92H258L260 89H259V87H257ZM261 86L262 85H260V88H261ZM135 87V86H134ZM140 87H142V88H140ZM150 87V88H149ZM151 87H153V90H154V93H155V95L152 93V92H150L152 89H151ZM165 87H166V89H165ZM174 88L173 90H171L172 88ZM181 87H182V85H181ZM197 87H199V88H197ZM207 87H208V89H207ZM222 87V88H221ZM16 88H18V87H16ZM19 88H21V87H19ZM106 88V89H105ZM147 89L150 93H148V92H145V91H147V90H145V89ZM183 88V87H182ZM182 88H181V90H182ZM183 88V89H184ZM197 90H196V89ZM206 88V89H205ZM222 89V91L220 90V89ZM234 88H235V90H234ZM241 89V91H240V89ZM254 88H253V90H254ZM257 88L259 89L258 91H256L257 90ZM144 89V90H143ZM199 89V90H198ZM215 89H216V91H215ZM218 89V90H217ZM237 89V90H236ZM101 90H102V88H101ZM105 90H107V91H105ZM112 90H116L115 91V93L113 94V92H112ZM144 92H143V91ZM164 90V91H163ZM170 90V91H169ZM203 90V91H202ZM206 90V91H205ZM210 90V93H212V96H211V94L208 92ZM229 91V93H228V91ZM232 90V91H231ZM234 90V91H233ZM252 90V89H251ZM110 91H111V93H110ZM121 91V92H120ZM197 91V92H196ZM224 91H225V93H224ZM236 91V92H235ZM163 92V93H162ZM174 92H172V94L174 93ZM205 92V93H204ZM207 92H208V94H207ZM216 92H218V93H216ZM239 92V93H238ZM244 92V93H243ZM108 93V94H107ZM166 93H168L167 95H166ZM234 93V94H233ZM119 94H120V96H122L121 98H120V96H119ZM163 94H165V95H163ZM171 94V95H172ZM176 94V92L174 93V96H178ZM218 94H220V95H218ZM226 94V95H225ZM236 94H238V95H236ZM31 95V96H30ZM114 95V96H113ZM129 95V94H128ZM234 95V96H233ZM10 96H11V94H10ZM10 96H8L7 94H6V98L7 97H10ZM29 96V97H28ZM130 96V95H129ZM165 96V97H164ZM166 96H167V98H166ZM228 96V97H227ZM237 96V97H236ZM242 99L243 98V101H241L240 99H239V97ZM242 96V97H241ZM244 96H246V97H244ZM117 97H119V98H117ZM127 96H125L124 98H126ZM131 97V96H130ZM144 97H145V99H144ZM211 97V98H210ZM248 97H250V95L248 96ZM257 97H258V95H257ZM256 96L254 97L256 100H258L259 99V97L257 98ZM11 98V97H10ZM31 98V99H32ZM132 98V97H131ZM142 98V99H141ZM212 98H213V100H212ZM218 98V99H217ZM41 99H43L42 101H41ZM114 99V100H113ZM115 99H117V101L119 100V99H123L122 100V102H118V104H117V101H115ZM151 99V100H150ZM185 101H184V100ZM126 101L127 102V104L125 103V102H123V101ZM138 100V101H139ZM154 100V101H153ZM184 102H183V101ZM79 101V102H78ZM102 101V102H103ZM107 101V102H106ZM120 101V100H119ZM159 103H158V102ZM41 102H44V103H41ZM132 104H130V103ZM155 102H157V103H155ZM213 104H212V103ZM232 102V104L233 103H235L236 104V106H237V104H238V107L236 108V106H235V104H233V107L235 106V108L239 111V112H237L236 114L233 112V114H231V112H230V109L232 108V104H229V103H231ZM241 102H243V103H241ZM249 102V101H248ZM101 103V102H100ZM142 103H144L142 106H141V104ZM245 103V104H246ZM28 104V103H27ZM120 104V105H119ZM121 104H122V106H121ZM125 104V105H124ZM130 104V106H128ZM139 106H138V105ZM157 104H160V105H157ZM207 104V105H206ZM243 104L242 106H244V108L246 109L247 107H246V105L248 104ZM119 105V106H118ZM127 105V106H126ZM149 105H150V107H149ZM154 105V106H153ZM157 105V106H156ZM209 105V106H208ZM212 105L214 106V107H212ZM218 105V106H217ZM121 106V107H120ZM136 106V107H135ZM148 106V107H147ZM156 106V107H155ZM182 108H181V107ZM231 108H230V107ZM143 107H144V109H143ZM148 108V110L146 109V108ZM184 107V108H183ZM208 107V108H207ZM217 107H220L219 109H220V111H218V108ZM224 107V108H223ZM226 107H228L227 109H226ZM126 108H128V110L126 109ZM150 108H152V109H150ZM154 108H155V110H154ZM158 108H159V110H158ZM137 110V112H136V110ZM176 109H178V110H176ZM183 109H185L184 111H183ZM189 109H190V111H189ZM193 109V110H192ZM233 109V108H232ZM143 110L145 111V112H143ZM152 110V111H151ZM160 113H158L159 115L157 116V111ZM175 110V111H174ZM187 110V111H186ZM222 110H224L223 112H222ZM241 110V109H240ZM128 111V112H127ZM139 111V112H138ZM148 111V112H147ZM150 111H151V114L152 115H148L147 116V114H150ZM180 111V112H179ZM182 111V112H181ZM198 111V112H197ZM200 111V112H199ZM234 111H235V109H234ZM22 112V113H21ZM196 112V113H195ZM203 112V113H202ZM17 113V114H16ZM31 114V115H27V114ZM142 113V114H141ZM147 113V114H146ZM181 113V114H180ZM189 113V114H188ZM201 113V114H200ZM208 115H207V114ZM66 114V115H65ZM99 114V115H98ZM141 114V115H140ZM146 114V115H145ZM164 114V113H163ZM193 115V117H192V115ZM198 114V115H197ZM203 114L205 115H207L206 117L205 116H203ZM145 115V118L143 117ZM154 115V116H153ZM160 115H162L161 117H160ZM184 115V116H183ZM210 115V116H209ZM67 116V117H66ZM99 116V118H97ZM138 116V117H137ZM152 116H153V118H152ZM164 116V117H163ZM195 116V117H194ZM161 119H160V118ZM167 117V118H166ZM192 117V118H191ZM199 117V118H198ZM203 117H205L203 120H201ZM219 117V118H218ZM88 118V119H89ZM140 118H142V119H140L141 121H139V119ZM150 118V119H149ZM163 118V119H162ZM69 119V120H68ZM89 119V120H90ZM187 119V118H186ZM195 119H196V122H195ZM217 119V120H216ZM75 120V121H74ZM155 120V121H154ZM166 120V121H165ZM171 120V121H170ZM198 120V121H197ZM203 122H201V121ZM205 120H207V121H205ZM225 120H224V122H225ZM147 121V122H146ZM149 121V122H148ZM161 121V122H160ZM193 121V122H192ZM142 122V123H141ZM171 122V123H170ZM198 122V123H197ZM208 122V123H207ZM223 121H222V123H224ZM69 123V124H68ZM148 123H149V126H148ZM151 123V124H150ZM154 125H153V124ZM163 123V124H162ZM168 123H170V124H168ZM202 125H201V124ZM40 124V123H39ZM199 124H200V126H199ZM225 124V123H224ZM227 124V123H226ZM225 124V125H226ZM11 125V126H10ZM26 125H27V123H26ZM75 125V126H74ZM92 125V124H91ZM175 125V126H174ZM205 127H204V126ZM18 126V125H17ZM144 126V127H143ZM146 126H147V129H146ZM150 126H153V127H150ZM169 126H171V127H169ZM174 126V127H173ZM20 127H18V129H20ZM27 127V126H26ZM84 127V128H83ZM149 127V128H148ZM169 127V128H168ZM23 128V129H22ZM149 129V130H148ZM155 129V130H154ZM227 129V128H226ZM226 129H224V131L226 130ZM25 130V131H24ZM141 130H142V132H141ZM14 131V130H13ZM177 131V132H176ZM19 132H24V133H19ZM26 132V133H25ZM142 134L143 135V139H144V137H145V139L144 140H142L143 142H142V145L140 146V147H137V146H135L134 145V143L131 141L132 140V138L137 134ZM70 133H72L71 135H70ZM80 133V134H79ZM146 133V134H145ZM149 133V134H148ZM151 133V134H150ZM163 133V134H162ZM174 133V134H173ZM235 133L236 132H234V136L236 137V135H239V134H236L235 135ZM15 134V133H14ZM67 134V135H66ZM180 134V135H179ZM182 134V135H181ZM24 135V136H25ZM175 135V136H174ZM179 135V137H176V136H178ZM186 136V138L184 137L183 139V142H182V136ZM241 135V134H240ZM239 135V136H240ZM64 136V137H65ZM239 136H238V139L237 140H239V141H241L242 140V138L243 137H241L240 136V138H239ZM243 136H244V134H243ZM14 137H17L16 135H14ZM167 139H166V138ZM176 137V138H175ZM189 137H191L190 139H189ZM246 137V136H245ZM11 138H13L12 136H11ZM148 138V139H147ZM160 138V139H159ZM171 138V139H170ZM174 138V139H173ZM29 139L30 140H32V154H33V160H34V162H35V164H40L41 163V161H43V160H45V158L47 157V153H48V150H49V147L50 146H48L49 144H47V143H45L44 142V140H40V141H38V140H36V139H34L33 137H32V135L31 134H29ZM75 139V140H74ZM79 139H81V140H79ZM146 139L148 140V141H146ZM155 139H156V141H155ZM180 139V141H178ZM188 139V140H187ZM77 140H79V141H77ZM129 140V141H128ZM166 140H168V141H166ZM186 140V141H185ZM11 141V140H10ZM164 141V142H163ZM194 141V142H193ZM198 143H197V142ZM7 142V141H6ZM11 142H13V141H11ZM81 142V143H80ZM148 142V143H147ZM157 142V143H156ZM169 142V143H168ZM172 142H174L173 144H172ZM180 142H182V143H180ZM188 142V143H187ZM8 143H10V142H8ZM160 143H163V145L162 144H160ZM165 143H167V144H165ZM171 143V144H170ZM175 143H176V146H175ZM180 143V144H179ZM185 143V144H184ZM193 143V144H192ZM197 143V144H196ZM10 144H13V143H10ZM80 144V145H79ZM118 144V145H117ZM158 144H159V146H158ZM178 144V145H177ZM182 144V145H181ZM188 144H189V146H188ZM194 144H196L197 146H199V147H197L196 145H194ZM8 145V144H7ZM77 145H74L73 144V146H77ZM171 145V146H170ZM180 145V146H179ZM187 145V146H186ZM10 146V145H9ZM8 146V147H9ZM124 146V147H123ZM163 146L164 147H166L167 149H165V148H163ZM174 146V147H173ZM180 147V149H179V147ZM53 147V146H52ZM86 149H84V148ZM168 147H169V149L171 148V149H174L173 151H175L174 152V155H173V157L171 158V160H169L170 158H168L167 156H166V150H168ZM177 147V148H176ZM191 148V149H190ZM125 149H126V151H125ZM129 149V150H128ZM143 149V150H142ZM170 149V150H171ZM183 149V150H182ZM189 149V150H188ZM202 149V150H201ZM121 152H120V151ZM134 150V151H133ZM148 150V151H147ZM178 150V151H177ZM180 150V151H179ZM188 150V151H187ZM201 151V153L199 152V151ZM124 151V152H123ZM136 151V152H135ZM142 151H143V153H142ZM177 151V152H176ZM183 151V153H181ZM263 152H262V154L260 155V156H256L254 159V163H255V165L257 164V166H260L261 167V165L263 166L264 165V161H262L260 158H262L263 160H264V149L262 150ZM85 152V153H84ZM122 152H123V154L124 155H122V156H124V157H130V156H133V157H137V159H138V162H137V164L134 166V165H132L131 167H129L130 169L128 170V167H126V166H124V163H122V160L124 159V160H126V158H124V157H122V156H120L121 154H122ZM139 152H141V154L139 153ZM147 152H149V153H147ZM150 152H153V154H155L156 153V155H155V161L158 163V161L160 162V163H158L159 164V166H158V168H159V170H160V168H163L164 170H162V171H160V172H158L159 170L157 169V163L156 162H154V163H152L153 162V158H154V155H151L152 153H150ZM187 152V153H186ZM121 153V154H120ZM135 155H133V154ZM145 153V154H144ZM120 154V155H119ZM129 154V155H128ZM143 154V155H142ZM148 154V155H147ZM10 155H11V151H10ZM139 155V156H138ZM159 156V157H158ZM162 156V157H161ZM164 156V157H163ZM146 157V158H145ZM148 157V158H147ZM151 157H153V158H151ZM161 157V158H160ZM167 157V158H166ZM260 157V158H259ZM164 158V159H163ZM166 158V159H165ZM177 158H178V160H179V158H180V160H179V163H178V160H177ZM141 159V160H140ZM146 159V160H145ZM152 159V160H151ZM157 159V160H156ZM158 159H160V160H158ZM175 159V160H174ZM185 161H184V160ZM121 160V161H120ZM123 160V161H124ZM174 160V161H173ZM183 160V161H182ZM143 161V162H142ZM188 163H187V162ZM125 162V161H124ZM146 162V163H145ZM148 162V163H147ZM163 164H162V163ZM165 162V163H164ZM182 162H184V163H181ZM259 162V163H258ZM144 163V164H143ZM171 163V164H170ZM173 163V164H172ZM178 165H177V164ZM190 163V164H189ZM208 163H209V161H208V158H204L201 162H200V166H202V165H205V166H207L208 165ZM244 163V164H243ZM123 165V167H122V165ZM140 164V166H138ZM243 164V165H242ZM259 164V165H258ZM162 165H165V166H162ZM168 165V167L169 166H171L170 168H172V170L174 169V171L173 172H171L170 170L169 171H166V169H169L168 167H166ZM181 165V166H180ZM187 165V166H186ZM145 168H143V167ZM155 166V167H154ZM160 166H162V167H160ZM121 167V168H120ZM136 168V169H134V168ZM147 167V168H146ZM74 168V169H73ZM138 168H139V170H138ZM166 168V169H165ZM60 167H55V171L53 172V174L52 175H58L60 172ZM70 169V170H69ZM155 169V170H154ZM227 169V170H228ZM243 169H245V170H243ZM18 171L16 172V173H18V174H16L17 176L16 177H20L21 178V175H23L25 172H23L22 171V169H17ZM133 170V171H132ZM59 173H58V172ZM69 171V173H70V175L67 173ZM73 172V173H71V172ZM144 171V172H143ZM166 171V172H165ZM23 172V173H22ZM134 172V173H133ZM139 172H141V173H139ZM146 172H147V174H146ZM168 172V173H167ZM56 173V174H55ZM58 173V174H57ZM102 173V174H101ZM129 173H132V174H129ZM144 173V174H143ZM160 173V174H159ZM165 173L166 174H168V175H165ZM171 173H175V174H170ZM97 174V175H96ZM138 174H140V175H138ZM163 174L165 175V176H163ZM178 174V175H177ZM243 176H242V175ZM66 175V176H65ZM108 175V176H107ZM133 175H135V176H133ZM158 175H161V176H158ZM226 175H224V176H226ZM245 175V176H244ZM15 176V175H14ZM140 178H139V177ZM147 176H148V178H147ZM163 176V177H162ZM223 176V175H222ZM236 176H237V178H236ZM242 176V177H241ZM133 177V178H132ZM157 177V178H156ZM167 177V179H165V180H163L164 178H166ZM170 177V178H171ZM24 178V177H23ZM22 178V179H23ZM143 180H142V179ZM169 178V179H170ZM173 178H171L172 180H174ZM19 179V178H18ZM136 179V180H135ZM155 179V180H154ZM160 179V180H159ZM170 179V180H171ZM238 179V180H237ZM89 180L91 181V182H89ZM140 180L142 181V183L141 184H139V182H140ZM158 180V182H159V184H158V182H156ZM205 180H207V179H204V180H201L200 181V186L201 187H203V186H205V184H206V182L207 181H205ZM258 180V181H257ZM25 181V179L22 181V182H24ZM145 181V182H144ZM202 181L203 182H205V183H203L202 184ZM239 181V182H238ZM21 182V183H22ZM68 182V183H67ZM147 182V183H146ZM71 185H70V184ZM134 183H136L135 185H134ZM146 183V184H145ZM151 183L153 184V185H151ZM161 183V184H160ZM163 183H164V186H163ZM257 184V185H255V184ZM262 183V184H261ZM9 184H11V181L9 182ZM75 186H74V185ZM142 184H144V185H146L144 188H142V189H140L141 188V186H142ZM155 184V185H154ZM240 184V185H239ZM260 184H261V186H262V188H260L261 186H260ZM147 185H149V187L147 186ZM150 185H151V187H150ZM240 188L241 187V189L243 190V192L242 191H240L241 189H238V187ZM252 185V186H251ZM76 186H77V188H76ZM86 187V189L85 188H83V187ZM118 186V187H117ZM139 186V187H138ZM152 186H157V188H155V187H152ZM199 186V187H200ZM243 186V187H242ZM253 186H254V188H253ZM255 186H257V187H255ZM83 188V189H81V188ZM88 187V188H87ZM116 187V188H115ZM162 187V188H161ZM89 188H91V191H90V189ZM115 188V189H114ZM139 190H138V189ZM77 189H79V190H77ZM81 189V190H80ZM93 189H98V192H97V190H96V192H95V190H93ZM119 189V190H118ZM145 189H147V191L145 190ZM155 189V190H154ZM216 189V190H215ZM233 189V190H232ZM235 189H237V190H235ZM87 192H86V191ZM90 192H89V191ZM143 190V191H142ZM200 191H201V188L199 189ZM198 190V192H200ZM93 191V192H92ZM143 193H142V192ZM150 191H151V193H150ZM202 191H203V188H202ZM200 192V194L201 193H203V192ZM238 191V192H237ZM244 191L245 192H247L246 194L244 193ZM55 192V193H54ZM91 192H92V195L93 196H89V195H91ZM101 192V193H100ZM140 193V195L139 194H137V193ZM198 192H197V195H198ZM240 192V193H239ZM264 192V191H263ZM27 193V192H26ZM87 193V194H86ZM155 193V194H154ZM86 194V195H85ZM142 194V195H141ZM149 194H151V195H149ZM154 194V195H153ZM199 194V195H200ZM240 194V195H239ZM248 194V195H247ZM110 195L113 197H110ZM115 195H116V197H118V198H116L115 197ZM121 195V196H120ZM244 195V196H243ZM246 195V196H245ZM25 196V195H24ZM147 196V197H146ZM149 196V197H148ZM151 196V197H150ZM250 196V197H249ZM120 197L122 198L121 199V201H123V202H121L120 201ZM242 197H244V198H242ZM247 197V198H246ZM25 198H26V196H25ZM128 198V199H127ZM36 199V200H35ZM135 199L136 200H139V201H135ZM205 199V200H204ZM247 199V200H246ZM115 200V201H114ZM118 200H119V202H118ZM125 200V201H124ZM128 200V201H127ZM132 200H133V202H136V204L135 203H133L132 202ZM208 200V201H207ZM13 201V200H12ZM44 201V202H43ZM196 201V202H195ZM205 201V202H204ZM246 201V202H245ZM42 202V203H41ZM46 202V203H45ZM115 202V203H114ZM124 202H126V203H124ZM130 202H131V204L133 203V205L134 206H130ZM139 202V203H138ZM251 202H256V203H258L257 205H253L252 204V206H251ZM114 205H113V204ZM118 203V205H119V207L121 208V210H120V212H119V207H117V208H115L116 207V205L115 204H117ZM128 203H129V205H128ZM198 203V204H197ZM225 203V204H224ZM123 204V205H122ZM124 204H125V206H126V204L128 205V210H126V207L124 208L123 206H124ZM137 204H138V207H137ZM139 204H140V206H139ZM142 204V206L144 207V206H146V207H144L145 209L144 210H147L146 208H147V205H143ZM220 204H222V205H220ZM224 204V205H223ZM113 205V206H112ZM200 205V206H199ZM208 205V206H207ZM225 205H227V206H225ZM258 205H259V207H258ZM115 206V207H114ZM130 206V207H129ZM193 206V207H194ZM199 206V207H198ZM211 206V208H214V207H216V209H218L217 211H219V209H220V214H218V215H216L215 217H213V216H211V217H209L210 215H208L207 213H205L206 212V210H204V209H207L208 210V208ZM218 206H220L219 208H218ZM254 206V207H253ZM115 209H114V208ZM122 207H123V209L124 210H126V212H128V213H126L125 211H123L122 210ZM203 207H205V208H203ZM207 207V208H206ZM226 207V208H225ZM228 207V208H227ZM45 208V209H44ZM211 208H209V211H211L210 209ZM230 208V209H229ZM112 209V210H111ZM118 210V212H117V210ZM133 209V210H132ZM138 209V210H137ZM143 209V208H142ZM142 209H141V211H142ZM215 208H214V210H216ZM223 209V210H222ZM225 209H227L228 211H226ZM256 209H258V211H259V215H257L256 216V213L258 212ZM113 210L115 211V214H116V212L118 213L117 214V216H115V214H114V212H113ZM135 210V211H134ZM204 210V211H203ZM30 213H29V212ZM33 211H32V213H33ZM42 211V212H41ZM112 211V212H111ZM121 211H123V212H125V213H123V212H121ZM180 211V212H179ZM7 213V215L9 216V217H11L12 216V212H14V207H13V205H12V202H11V200H10V198L7 196V194H5V192H4V189H2V184H1V182H0V213ZM29 213V216H28V214L27 213ZM132 212V213H131ZM160 212V213H159ZM173 212V211H172ZM171 212V213H172ZM208 212V211H207ZM124 214V216H125V214H129L128 216H130L131 214V216L129 217V218H127L126 216V218L127 219H129V220H127L124 216V218L122 219L121 218V216L122 215H120V214ZM131 213V214H130ZM153 213V212H152ZM163 213H165V212H163ZM225 213V215L223 216V214ZM229 215H228V214ZM252 213V214H251ZM11 214V215H10ZM112 214V215H111ZM134 214V215H133ZM158 214V215H157ZM262 215H263V217H264V213L262 212L261 213ZM113 215H114V218H113ZM155 215V216H154ZM163 215H164V218H166L167 217V221L166 220H164V218H163ZM199 215V216H198ZM233 215V216H232ZM26 216V217H25ZM28 216V217H27ZM33 216V215H32ZM41 216H42V218H41ZM159 216V217H158ZM176 217V221L175 220H173L175 217ZM181 216V217H180ZM195 216V217H194ZM232 216V217H231ZM253 216H254V218H253ZM256 216V217H255ZM160 217H162L161 218V220H160ZM174 217V218H173ZM197 217V218H196ZM30 218V219H29ZM44 218H46V220L44 219ZM153 218H155V219H153ZM205 218V219H204ZM255 218H256V220H255ZM262 218V217H261ZM158 219V220H157ZM181 219H183V223H185V224H187V226H191L192 225V227H190V228H188V227H186L185 228V226H183V223H182V220ZM184 219H186V222H185V220ZM254 221H256V223L255 222H253L252 223V221L253 220ZM263 219V218H262ZM40 220V221H39ZM44 220L46 221V222H44ZM116 220V221H115ZM160 220V221H159ZM194 220V221H193ZM214 220H216V221H214ZM221 221L222 222V224H223V227H222V225L218 228L217 226H219V221ZM264 220V219H263ZM262 220V221H263ZM118 221V222H119ZM128 221V222H127ZM152 221V222H153ZM48 222H50V223H48ZM91 224H90V223ZM93 222V223H92ZM96 222V223H95ZM125 222V223H124ZM130 222V224L129 225H127V223H129ZM194 222V223H193ZM216 222H217V225H216ZM220 222V223H221ZM227 222V223H226ZM257 222H258V225H257ZM95 223V224H94ZM114 223H115V225H114ZM157 223V224H156ZM197 223V224H196ZM255 223V224H254ZM51 224V225H50ZM89 224H90V226L91 227H89ZM184 224V225H185ZM195 224V225H194ZM203 224V225H202ZM207 224V225H206ZM209 224V225H208ZM261 224H262V222H261ZM127 225V226H126ZM157 225V226H156ZM202 225V226H201ZM215 225H216V228L217 229H213V227H215ZM225 225V226H224ZM239 225V226H238ZM182 226V227H181ZM195 226V227H194ZM198 226H201V228H202V230L199 232V230L198 231H195V229H196V227H198ZM236 226H238L237 228H233V227H236ZM185 229H184V228ZM195 229H194V228ZM88 228V229H87ZM91 228V229H90ZM226 228V229H225ZM131 229H132V227H131ZM184 229V230H183ZM187 229V230H186ZM229 229V230H230ZM21 230V231H20ZM153 230V231H152ZM187 232H186V231ZM197 230V229H196ZM229 230H228V232H229ZM252 230H254V232L252 231ZM52 231V232H51ZM186 233H184V232ZM238 231V230H237ZM218 232V231H217ZM229 232V233H230ZM30 234L31 233V236H33V238H35V241L37 242L38 241V244L37 245H34L33 243H31L29 240H27V236H30V235H27V234ZM205 233V232H204ZM231 233V235H233ZM18 234V235H17ZM200 234V235H199ZM214 234H216V232L214 233ZM249 234V235H248ZM211 236H212V234H210ZM228 235V234H227ZM125 236H128L127 238L125 237ZM176 236H179V238L178 237H176ZM207 236V235H206ZM250 236V238H257V240H256V243H255V240H253V238H252V240L253 241H247V239H245V237L246 238H248ZM252 236V237H251ZM185 237V238H184ZM241 237V238H240ZM37 238V239H36ZM39 238V239H38ZM130 238V239H129ZM149 238V239H148ZM204 238V239H203ZM82 239H84V241L82 240ZM120 239H121V241H120ZM124 239V240H123ZM178 239V240H177ZM199 239V240H198ZM79 240V241H78ZM206 240L208 241V239L206 238ZM240 240V242H238ZM242 240H244L243 242H244V245H246V242H247V245H248V243H251L250 245H251V247L249 248V246L250 245H248V249H250V250H248V249H246L247 247V245L246 246H244L243 245V242H242ZM126 241H128V242H126ZM201 241H203V242H201ZM206 241V242H207ZM36 242H35V244H36ZM79 242H81L80 244H79ZM131 242V243H130ZM135 242V243H134ZM189 242V243H188ZM191 242V243H190ZM199 242V243H198ZM209 243H207V244H209V246L207 247V246H202V247H198V248H201V250H203V249H207V248H211L212 247V245H213V247L215 246L216 248L218 247L217 246V244L215 245V244H212V243H214V242H212L211 243V241H208ZM233 242H234V244L237 246L238 244H240V245H238L236 248H238V249H232L233 251V255L231 254L232 252L230 251L231 250V248H233L235 245H233ZM61 243H63V244H61ZM65 243V244H64ZM73 243V244H72ZM84 243V244H83ZM141 243H143L142 244V246H141ZM144 243H145V246H144ZM147 243V244H146ZM197 243V244H196ZM211 243V244H210ZM254 243V244H253ZM69 246H68V245ZM75 244V245H74ZM78 244V245H77ZM89 244V245H88ZM206 244V245H207ZM230 244V243H229ZM67 245V246H66ZM77 245V246H76ZM147 245V246H146ZM187 245V246H186ZM242 245V247H240ZM64 246V247H63ZM74 246H76V247H74ZM155 246V247H154ZM159 246V247H158ZM253 246V247H252ZM256 246V247H255ZM38 247V248H37ZM69 247V248H68ZM111 247V246H110ZM154 247V248H153ZM164 247V248H163ZM190 247H189V249H190ZM203 247H207V248H203ZM214 247V248H215ZM226 247V248H225ZM229 247V248H228ZM255 247V248H254ZM63 248H65L64 249V251L67 249L68 251H63L62 249ZM156 248H158V249H160V248H163V250H164V252H163V250H158V249H156ZM235 248V247H234ZM240 248V249H239ZM259 248H260V250H259ZM70 249V250H71ZM82 249H83V251H82ZM129 249V250H128ZM154 249H155V251L157 252L156 254H155V256H156V258L158 257V259H159V257H161V259H159V261L160 262H157V261H154V259H153V257H155V256H153L152 258H147V256L145 257V255L144 254H147L148 255V252H150V251H154ZM180 249V250H179ZM242 249V250H241ZM17 250V251H16ZM86 250V251H87ZM175 250V251H174ZM200 250V249H199ZM198 250V251H199ZM200 250V251H201ZM223 250V251H222ZM237 250V251H244L243 253L242 252H238L237 253V251H236V256L234 255V253H235V251ZM72 251V250H71ZM126 251H127V253H126ZM131 251H132V253H131ZM134 251V252H133ZM136 251V252H135ZM159 251V252H158ZM178 251H180V252H178ZM195 251L194 252H192V253H194L193 255H195L196 253V255L198 256L200 253L198 252V251H196V253H195ZM229 251V252H228ZM249 251V252H248ZM261 251V252H260ZM59 252V253H58ZM77 252V251H76ZM76 252L74 251V254L75 255H77L76 254ZM84 252V253H83ZM139 254H138V253ZM176 252H178L179 254H178V256H177V254H176ZM228 252V253H227ZM248 252V253H247ZM252 252V253H251ZM261 254H260V253ZM64 253V254H63ZM144 253V254H143ZM242 253V254H241ZM46 254V255H45ZM55 254V255H54ZM121 254V255H120ZM133 254V255H132ZM137 256H136V255ZM225 254V255H224ZM226 254H229V256H227ZM238 254V255H237ZM57 255V256H56ZM80 256H83V255H81V253L79 254ZM135 255V256H134ZM140 255V256H139ZM144 255V256H143ZM175 255V256H174ZM192 255V256H193ZM195 255V256H196ZM230 255H231V257H230ZM79 256V257H80ZM119 256H121V257H119ZM124 256H125V259H123L124 258ZM127 256V257H126ZM139 256V257H138ZM234 256V257H233ZM242 256V257H241ZM40 257V258H39ZM41 257H42V259H41ZM60 257V256H59ZM77 257H78V255H77ZM145 257V258H144ZM151 257V256H150ZM189 257V258H188ZM238 257V259H236ZM127 258V259H126ZM147 258V259H146ZM227 260H226V259ZM231 258V259H230ZM235 258V259H234ZM146 259V260H145ZM152 259H153V261H152ZM163 259L164 260H166L167 259V261H164V263H163ZM223 259H224V261H223ZM157 260V259H156ZM231 262H229V261ZM232 260V261H231ZM235 260H237V261H235ZM239 260H241V262L239 261ZM43 263H42V262ZM116 263H115V262ZM176 261V262H175ZM224 263H223V262ZM228 261V262H227ZM39 262V263H38ZM121 262V263H120ZM125 262V263H124ZM167 262V263H166ZM250 262V263H249ZM45 264H50L49 262H46ZM211 264V263H210ZM216 264V263H215Z\"/></svg>",
    "mask_w": 264,
    "mask_h": 264
}]
</instances>
